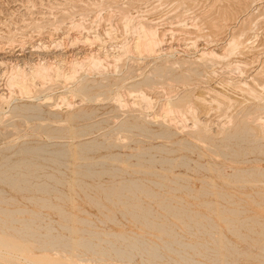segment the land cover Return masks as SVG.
Here are the masks:
<instances>
[{
	"label": "rangeland",
	"instance_id": "374dc122",
	"mask_svg": "<svg viewBox=\"0 0 264 264\" xmlns=\"http://www.w3.org/2000/svg\"><path fill=\"white\" fill-rule=\"evenodd\" d=\"M111 1L112 0H93V3H92V0H82V1L81 0L80 1L79 0H66V1L65 0H0V59L4 60V61L1 60L3 63L0 61L1 62L0 63V69H2V70H0V89L2 88L1 92L5 94V99L3 100V104H2V101L0 100V102H1L0 103V107H1L0 108V168L1 167L3 168L6 165L9 166V165L16 164L18 162H23V160H26L27 162L34 163L36 165L41 166L39 168L34 167L32 169L35 172L34 174H31L30 172H28L24 168H22L21 170L9 172L7 174L8 176H17L18 174L19 175L20 174L27 175L28 177L26 179L29 181V183L25 184V185L29 189L21 191V190L13 188L7 182H3L0 180V207L10 209V210L24 209L27 212L28 211L29 212L34 211L33 214H39V216H38L39 219H38V217L37 218H35L33 216L31 217L32 214H30V213L25 214V215H16L15 217L20 218V219H25V220L33 219L34 224H32V225L34 226L36 224L33 227V229L36 230V232L38 230V232H37L38 235H41L40 239L37 235L35 237L32 236L35 239L32 238L31 236L28 238H26V236H23V237L21 236L22 238L21 237L19 238V236L12 237V236H10L9 232H8V234H9L8 236L0 235V240L2 239L1 241L5 242V243L8 241L7 244H9V245L12 242L11 245H17L18 247L22 245L20 247V249L25 250L24 254L14 255L15 258H13L14 260L12 263H14V264H41V263L46 264L47 263L48 264L52 261L53 263L57 262L58 264H83L82 262H79V259H84V260H90L91 261V263H89V261L86 263V261H85L84 264L85 263L86 264H116V263L117 264H142V263L148 264L145 262H141L142 259L140 257H137L135 259V261L130 262V263L127 261H125V262L124 261L121 262L120 260L118 261V259H117L118 257L115 256V254L113 253L114 251H112L111 248L107 244H103V245L101 244V247H100L101 249L99 247L98 248L95 247V248H97V250L94 247H93V250H88L87 247L84 248V247L80 246L79 243L82 242V241H80V239H82V238L90 239V237H91V236L89 237L87 232H86V234H84L85 232H82V230H85V231H94V232H97L100 234L99 237L100 236L101 237H100V241L98 239L99 242L97 241L96 238H93L94 241L92 240V242L94 244L102 243V241H105V240L115 242L116 239H114L111 236L109 237L106 235V234H113L114 233V234H122V235H125L126 237H131V235L134 236V234H136L137 236L143 237L144 239L147 238V241H149V243L155 242V243H158L159 245L161 244L160 245L161 247H164L165 242H172V241H174V239L178 235H180V238L178 236L176 238L177 239L176 241H180V243L182 242V244H184V245L185 244H192V245H197L198 247H200L199 245L201 244L200 242H202V241L205 242V243L202 242V244L205 245L206 247H210V244H212L211 247L209 248V251H207V253L213 254V250H217V247H219L217 251H218V253H220L222 255V257H221V259L223 260L222 264L224 263V261H226V263H224V264H242V263L243 264L244 263H246V264H257V263L258 264H264V260H263L264 259V253H261L259 251V244L261 245L262 243L261 242L258 243V241H262L264 243V240H263V237H264V234H263L264 207H262V206L259 207V206H257L256 203L251 202L252 200L261 201V199L264 198V175L263 176H257L256 171H255V169H261V168L264 169V148L257 149L254 151L250 148L251 147L250 145L243 144L241 146V152L238 156H233V155H231L230 152H228L229 153V156H227L228 158L225 156L219 155L220 154L219 150L225 143L220 142L222 140V136L220 135V132L218 133V130H216L215 127H213L216 130L214 133L215 134L214 139H213L214 141H211L209 143L208 142L205 143V141L193 138L189 133L191 129H188L189 127L192 126V122H193V120L188 117L191 114H188V112L186 110H184V111H186L185 114L183 113L184 115L182 113L178 114V112H175V114H174V112L172 114L171 113L169 114L168 113L169 111L167 110L168 107L166 106V104L168 103V101L170 102V100H172L171 102H175V101H178L179 99L181 100V99L187 98V99H189L191 104L186 99L184 105L186 106L187 109H188L187 106L189 104L190 105L193 104L194 106H192V107L197 108L198 113H196V118H199L200 120H204L205 122L207 120H209V122L210 121L214 122L213 125L217 124L218 127H219V125H222L221 123H223V125H225L227 123L226 121L230 120V118H229L230 116L232 118L234 117V120H232V118H231V120L233 122L235 121V118L237 121V122L235 121L236 123H238V120L241 122L244 119V116L247 115L250 111V113L252 112L251 114L255 120L252 119L254 121L252 123V120L250 119L252 117L249 118V115H247V117L245 116V121L248 122V120H250L251 122L249 121L248 127L254 128L255 133L258 136H261L260 134H262V131L259 129V125L257 126V122H258V124L264 123V121L262 122V120H264L263 119L264 118L263 117L264 116V110H263V108H260L264 104V103H262V100L264 101V96H262V95H264V88H263L264 82L261 83L262 79L264 81V77L262 76L263 77L262 78L261 75L258 77V75H256L257 74L256 71H259L262 69V67H264V64H263V62H264L263 58L264 57H262V55L264 56V49H261V48H264L263 47V44H264V34H263L264 33V25H263L264 24V17H262L260 19V21H262V22H260V21L258 22L259 23L258 26L260 25L257 28V29H259L258 32L256 31L257 29H255L254 31H251V33L250 32L248 33V35L246 36L247 38L244 37V39H248V37H250L251 41L249 40L248 44L250 46L252 45L253 47L249 46V47L243 49L245 52L243 50H242V52H240L241 57L239 55V52H237V53L233 52L235 55L230 53L231 56L230 55L229 56L231 58L230 59L231 62L228 61L229 58L227 60L225 59V62L228 64H226L224 62V60L223 61L221 60L220 62L216 60L217 63L219 62V64H216V62L214 61L215 59H212L213 62H210L211 61L210 58L205 57L202 59V57L200 56V51L202 50L203 47L209 48L210 46H212V44H216V42H214V41H217L219 39L222 40L224 37H225L224 39L226 40V38L230 36L229 33H228L229 36L226 35L227 31H226V34L222 33V34L226 35V36L223 35L224 37L222 36V34L219 36L213 37L210 33H209L210 36L207 33V32H210L209 30H207V29H209L208 25L211 22L210 20H212L216 17L214 13L212 14V12L206 11L207 9L209 10V7L207 5H210L213 0H208L209 3L207 0H204L205 3L203 0H200L201 2L199 0L198 1L197 0H161V2H160V0H158V1L157 0L156 1L155 0H139V1L138 0H121V1L120 0H113V2H111ZM182 1L183 2L185 1V3H183ZM191 1H193V2L190 4L189 2H191ZM72 2H73V4H72ZM158 2H160V3H158ZM178 2H180V3L182 2L186 6V8L184 6H182L183 5L182 3H181L182 5H181ZM109 3H110V5H109ZM153 3H154L155 8H153ZM194 3H196V5ZM202 3H204V4L208 3L206 5V8H204L205 5ZM67 4H69V5H67ZM156 4H157V6H156ZM177 4H178V6H177ZM198 4H200V5H198ZM179 5L182 7H180ZM73 6H74V8H73ZM95 6H97V7L95 8ZM162 6L164 7V9ZM199 6H201L200 9L197 8ZM99 7H100V9H99ZM107 7H109V8H107ZM127 7L128 8L130 7V8L128 9ZM144 7H147L151 10L144 8ZM172 8H173V10H172ZM184 8H185V10H184ZM190 8H192V9H190ZM109 9H111V10H109ZM158 9H160L161 11ZM254 9H256V7ZM144 10H145V12L146 11L148 13L151 12L152 14H148L146 12V14H147L146 15V14H144ZM175 10H177V11H175ZM187 10H189L190 12ZM193 10H195V11H193ZM111 11H112V13H111ZM141 11H143V12H141ZM174 11H175V14H174ZM186 11H187V15H185ZM113 12H115L114 13L115 17L113 15ZM100 13H101V15H100ZM108 13L110 15H108ZM129 13H130V15H129ZM204 13H206V14H204ZM95 15H97V16H95ZM183 15H185L186 17ZM206 15H208V17ZM210 15H214L215 17L212 16L213 17L212 18ZM146 16L149 18H147ZM187 16H188V18H187ZM202 16H203V18L207 17V20L209 19L208 20L209 23L207 22L206 19L203 20ZM141 17H143V18H141ZM151 17H152L153 21L151 20ZM199 17L202 18L201 19L202 21L198 20ZM232 17L233 16H231L229 18V21H228L229 23L231 22L230 24H232V22L234 21ZM110 18L111 19L113 18V19L110 21ZM145 18H147V19H145ZM171 18L174 19L175 21L174 20L169 21V20H171ZM133 19H134V22H133ZM176 19H178L179 21ZM108 20H109V23H108ZM158 20H160V21L162 20L161 21L162 23ZM196 20L198 22H196ZM90 21H91V23H90ZM155 21H158L159 23H157ZM71 22L72 23L74 22L73 23L74 25L72 24V26H71L70 25ZM87 22H89L90 24H86ZM145 22H146V24H145ZM152 22H153V25L151 24ZM201 22H203V26L202 25L200 26ZM95 23H96V25H95ZM177 23L179 25H177ZM193 23L194 24L196 23L195 25H197V26L199 25L198 28H197V26L193 27ZM261 23H263L262 24L263 27H261L262 26ZM140 24L141 25L142 24L143 25H147V24L150 25L151 24L150 26L154 28V30L157 32V34L159 33L158 35H161L159 37L161 39H163L162 45H164V47L166 49H169V50L168 51L165 50V48L162 46L164 51L160 54H159V52H161V51H157L158 52L157 54H159V55H157V54L155 55V53H153V55H152V53L146 55L147 52L144 51L143 52V54L145 53L144 56H143L142 52L141 53H134L133 52L134 55L131 53L132 51L129 52L128 47H130V45L132 46L134 44V42L138 39V36L141 35L140 29H138L140 27ZM157 24H159V25H157ZM174 25H176V27ZM180 25H182V26H180ZM189 25L192 27H190ZM204 25L205 26L207 25L208 27H204ZM61 26H63V27H61ZM75 26L78 28H75ZM124 26H126V27H124ZM184 26L186 29H184ZM54 27L57 29H55ZM127 27L130 29H128ZM132 27H133V31L131 30ZM202 27L204 29H202ZM105 28H109V29H105ZM188 28H189V30H188ZM78 29H80V30H78ZM112 29H114V30H112ZM200 29H202L201 32H199ZM203 30H205L207 34L203 33L202 35H200L203 32ZM109 31H111L113 34L110 33ZM135 32H136V35H135ZM166 32L167 33L169 32V33L167 34ZM176 32H177V34H175ZM187 32H189V34ZM191 32L193 33V35ZM194 32L195 33L197 32L196 33L197 35ZM114 33H115V35H114ZM184 33H186V34L184 35ZM204 34L206 35V37L204 36ZM249 34H251V35L253 34L254 36L253 35L251 36ZM194 35H195V37H194ZM198 35H200V38H201L200 42H199V36ZM207 35H208V37L211 38L209 41H208ZM115 36H117V37H115ZM162 36H164V37H162ZM173 36H175V37H173ZM192 36H193V38H192ZM196 36L198 37V40L196 39L197 38ZM11 37H13V38L11 39ZM111 37L115 40L113 41V39ZM171 37L173 40L171 39ZM217 37L219 39H217ZM254 37L256 38V40ZM87 38L90 39L91 41L90 42L86 41ZM164 38H165V40H164ZM179 38H181V39L178 40ZM194 38H195V40H194ZM214 38H215V40H214ZM261 38H262V40H261ZM21 39H23L22 43L18 42V40L21 41ZM204 39L210 43H208L207 41L204 42ZM11 40H12V42H10ZM59 40L60 41L62 40V41L60 42ZM120 40H121V42H120ZM196 40L198 41V43L195 42ZM201 40H203V41H201ZM212 40H214V41L212 42ZM54 41H55V43H54ZM57 41L60 45H58ZM172 41H173V43H172ZM190 41L193 43L194 42L197 43L196 46H195V43L193 44ZM117 42L118 43L120 42V43L118 44ZM179 42H180V44H179ZM183 42H185V43H183ZM252 42H253V44H252ZM260 42H261V44H260ZM11 43H14V44H11ZM23 43H25V44H23ZM39 43H41V44H39ZM72 43H73V46H72ZM74 43H75V45H74ZM92 43H94V44H92ZM202 43L204 44V46ZM207 43L209 44V47H208ZM254 43H255V46H254ZM201 44H202V46H201ZM21 45H25V47H22ZM40 45H41V47H40ZM125 45L127 46L128 49H126ZM21 47H22V49H21ZM122 47H124V48H122ZM170 47H172V48L170 49ZM258 47H259V49H258ZM4 48H5V50H4ZM9 48H10V51H9ZM256 48H257V50L255 51ZM36 49H38V50H36ZM112 49H114V50H112ZM125 49L128 51H126ZM21 50L25 53L24 57H22V56L18 57L20 52H21V54H23V52ZM219 50H217V52ZM249 50H251V52ZM117 51L120 53H118ZM165 51H166V53H165ZM6 52H7V54H6ZM12 52H14V54ZM185 52H187V53H185ZM248 52H250V53H248ZM260 52L262 55L260 54L258 56V54ZM123 53L126 55H124ZM10 54H11V56H10ZM140 54L142 55V58H141ZM249 54L250 55L254 54V55H252L253 57L252 56L250 57ZM7 55H9V56H7ZM50 55H51V57H50ZM148 55L151 57H149ZM243 55H245L244 56L245 58L243 57ZM255 55L257 57L254 60L253 58H255ZM31 56H33V57H31ZM198 57H200V58H198ZM11 58H12V60H11ZM15 58L18 60L19 59H25L26 62L24 61V64L21 63L20 65H21V69L24 68L26 70V72L29 71L30 68H33V66H34L33 64H36V62H37V64L34 67H36L37 65L45 64V63L48 65H51V66L54 65V67H56L57 64H59L62 67L64 66L63 69L65 71L63 70V73L68 72L66 74L68 76L63 74V75H65V78H67V77L68 78L65 81V78L62 75L61 76L62 78H58L59 80L57 79V77H53L50 80L45 79V80H43V82H41L40 80H42V79H40V80H37V83H36L38 85V86L36 85L38 88H36V86L35 87L33 86L34 87L33 90L36 89L35 92H37V93L33 92L31 94V96L30 95H24L23 93L20 94L21 93L19 91L20 89H18L17 86L16 87L15 86L10 87L12 89L11 90L6 85L7 80H8V74L13 75L15 72L13 71L14 72L13 73L12 70H16L17 68H19V67H17V68L15 67L16 64L13 62V59L16 60ZM114 58H115V60H114ZM246 58L248 61L250 60V62L245 60ZM98 59H99V61H98ZM197 59H199V60H197ZM200 59H202L203 61ZM207 59H210V60H207ZM252 59H253V61H252ZM184 60H185V62H183ZM186 60H189L190 62L189 61L186 62ZM205 60L210 63V64L207 63V65H209L208 69L206 66L204 67V64L206 65V63H204ZM85 61H86V63H85ZM193 61H195V62H193ZM242 61L244 62V64H247V62H248V64L246 65L248 69L246 68V66L244 64L239 63ZM51 62H54L55 64H53ZM88 62H89V64H88ZM198 62H199V65H198ZM200 62L202 63L201 65H200ZM222 62H223V64H222ZM232 62L233 63L235 62L233 65H237V63L239 65L241 64V67H243V65H244L246 70L244 67L238 68L239 70H237L235 67H234L235 69H233V67L229 66ZM105 63H106V65H105ZM114 63L116 64L115 65L116 67L114 66ZM186 63H192V64H190V65L188 64V66H187ZM211 63H213V64H211ZM24 65L26 68L24 67ZM72 65H74V66L72 67ZM82 65H84V66H82ZM108 65H112L113 67L110 66V68H109ZM77 66L79 67V69L77 68ZM158 66L163 67V68L166 67L165 68L166 69V77H165L166 79L163 78V81H162V78L160 79L158 76H156L155 72H157ZM170 66L173 67L174 69L170 68ZM210 66H211V68H210ZM218 66H221V68ZM227 66H228V68L226 69ZM103 67L105 68V70L103 69ZM229 67L232 70H234V71L237 70V71L236 72L230 71ZM27 68H29V70H27ZM190 68H191V70H189ZM192 68H194V69H192ZM73 69H75V70L73 71ZM97 69H98V71H101V72H99L100 74L98 72L95 73ZM106 69H108V70H106ZM169 69H171V70H169ZM10 70H11V72H10ZM216 70H217V72H216ZM5 71H9L8 74H6L7 72H5ZM242 71H243V73H242ZM2 72H5L6 76ZM80 72H82V73H80ZM192 72L193 73L195 72V75H193ZM213 72H216L214 74H216L217 76H215V75L213 76ZM223 72H225V73H223ZM151 73H152V75H151ZM183 73H184V76L182 75ZM203 73L205 75H202ZM239 73H241L240 74L241 76H243V74H245L244 76L246 78L248 77L249 80L246 79L244 76L241 77L239 75ZM2 74H4V75H2ZM187 74L189 76H186ZM199 74H201L202 76ZM72 75H74V76L76 75L78 77H76V76L73 77ZM179 75L182 76L181 79L175 80L174 78H176ZM254 76L257 79L260 77L262 79L257 80L256 78H254ZM167 77H168V79H167ZM172 77H173V79H172ZM183 77H185V79H187V80L183 79ZM54 78H55V81H57V82L59 81L58 83L60 85L57 82L56 83L54 82V80H53ZM231 78H233V79H231ZM60 79H62V80H60ZM75 79H76V81H75ZM149 79H151L150 80L151 82H149ZM46 80H47V83H46ZM73 80L75 82H73ZM154 80H156L157 83ZM225 80H229V81L225 82ZM242 80L245 81V87L248 86L247 88H245V90L243 88L244 83ZM38 81H40V82L38 83ZM64 81H65V83H64ZM223 81H224V84H223ZM249 81H250V83L257 82V85H255L254 83L249 84ZM84 82L85 83L87 82L88 84H90V86L97 85V83L99 85L100 84L103 85V87L95 88L94 90H90L89 92L94 93V94H98V93L103 92L104 94L101 96L97 95V96H95L96 98L92 97L90 99L85 97V95L83 93H80L77 90L78 85L85 84ZM188 82H190V83H188ZM237 82L239 84L241 82L242 85L236 87V85L234 83L239 85ZM44 83H46V84H44ZM139 83L140 84L142 83L140 85L141 90H143L142 92L145 94V96H147L146 97L147 100L152 101V102L150 101V104L145 99L147 101V104H146V101L142 97L141 98H142V101L144 100V103L141 100L137 101V99H140V97H138L137 93L136 94L133 93L132 89L135 87V85L138 86ZM227 83L228 84L232 83L233 89H232V87H230L231 85H228ZM41 84H42V86L45 85L43 87V91H41L42 87L40 88ZM54 84H56V85L58 84V85H57V87L55 86L56 88L53 87L54 89H52V85H54ZM233 84L235 87L233 86ZM261 84L263 87L261 86ZM47 85H49V86H47ZM147 85H149V86H147ZM46 86L50 89V92L47 91L49 89H47ZM131 86L132 87L134 86V87L132 88ZM223 86H225V87H223ZM189 87L190 88L192 87V88L190 89ZM249 87L254 88V89L258 88L257 90L255 89L256 92H258V90H260V94H259V92L254 93V94H256L257 96H258V94H259V96L261 95L262 97L261 96L260 97L262 99L261 98L256 99L257 96L253 95V97H255L254 100L256 99L260 103H258L257 101H252L253 99L251 97H252L253 93H251V96H250V92L248 90V89H250ZM211 88L213 90H210ZM240 88H242V89L240 90ZM134 89H137V88H134ZM159 90H161V91H159ZM243 90L245 91V93H243ZM218 92H220V93H218ZM131 93L133 95H131ZM216 93H218V95L220 97L217 96ZM246 93L247 94L249 93V94L247 95ZM35 94H37L39 97L38 96L36 97ZM243 94H244V96H243ZM8 95H9V98H8ZM32 95L35 96V98H33ZM221 95H223V96H221ZM19 96H21L22 98ZM28 96H30V97H28ZM247 96H250V97L247 98ZM227 97H228V99H227ZM68 98H71V100ZM249 98H250V101H249ZM66 99H68V100H66ZM200 99H203V101ZM229 99L231 101L232 100L237 101V102H235L236 104L234 102L228 103ZM34 100H36V101H34ZM62 100H64L65 102ZM115 100H118V101H115ZM119 100H121V101H119ZM212 100L216 101V102L218 101L217 102L218 104L216 102H213ZM133 101H135V102H133ZM231 101H229V102H231ZM57 102H58V106H56ZM75 102H76V105L74 104ZM138 102L142 105L141 109L145 105H148V104L149 105H148V107L145 106V108H146L145 111H144V109L139 110L138 107L140 108L141 105ZM207 102L209 103V105ZM80 103H82V105ZM203 103H205V104H203ZM61 104H63V105H61ZM68 104L70 105V107ZM125 104L127 105V107L125 106ZM260 104H261V106H260ZM24 105H25V108H24ZM71 105H73V106H71ZM128 105H131L132 108L129 107ZM134 105H136V106L140 105V106L136 107ZM219 105L221 106V108L218 107ZM229 106H231V107H229ZM236 107H238V108L236 109ZM60 108H61V110H60ZM75 108H78V109H75ZM129 108H131V109H129ZM133 108L134 109L136 108L137 110L136 109L134 110ZM231 108H232V111L229 110ZM81 110L83 112L87 111L86 113L88 114V116L84 117V118L81 116L79 118H70L69 116L67 117V115H66L67 113H68V115H69V113L70 114H72V113L77 114ZM160 111H162V112H160ZM217 111H219V112H217ZM255 111L256 112L258 111L257 114ZM143 112H145V113H143ZM163 112H165V113H163ZM239 113L240 114L242 113L241 115H239L240 118H239V116L236 115ZM253 113L255 115H253ZM165 114H166V116L167 115L168 116L166 117ZM176 114H178V115H176ZM223 114H224V117L227 115V117H225V118H229V119H225L223 117ZM141 115H142V117H141ZM181 115H182V117H181ZM185 115H186V117H183ZM256 115H258V116H256ZM131 116L134 119H132ZM147 116H149V117H147ZM208 116H209V118H208ZM259 116H262L263 118L262 117L260 118ZM257 117L260 120L256 119ZM166 118H168V119H166ZM176 118H177V120H176ZM205 118H206V120H205ZM222 118L225 119V120H223V122H222ZM142 119H144V120H142ZM147 119H149V120L155 119V120H153L154 122L151 121L152 123H150V121ZM169 119H171V120H169ZM190 119L192 120V122ZM256 120H259L260 123H259V121L256 122ZM165 121H167V122H165ZM174 121H176V122H174ZM182 121H184V123ZM162 122L164 123V125ZM188 122H191V123H188ZM211 122L209 124H212ZM176 123H178V124L174 125ZM182 123L185 126H186V123H188L187 126H189V127L186 126V129H185L186 132L181 131V129L183 130L185 128V127L183 128L184 125ZM254 123L256 124V127L254 126ZM135 124L142 125L143 128L140 129V128L136 127ZM179 124H181V126L182 125L183 126L181 127V126H179ZM213 125H211V126H213ZM174 127H176V128H174ZM73 128H75L76 130ZM257 128L260 131L257 130ZM71 129H73V130L71 131ZM179 131H181L182 133ZM70 132H72V134H73L72 136H71ZM216 133H218V134H216ZM173 134H175V135H173ZM110 136H112V137H110ZM119 141L120 142L122 141L124 143L122 144V142L120 143ZM79 143L80 144L85 143L89 147H90V145L92 146L90 149H87L84 152V158L83 159L79 158L77 155H73V152H78L76 146ZM113 143L114 144L118 143L117 144L118 146L114 145ZM261 143L264 145V140H262ZM69 148H71V149L74 148V150L72 149L73 151H72V153H70L71 155L69 154V155H66L65 157H63V156L61 157L59 155H53L50 153V152L53 153V152H58V151H63V150H70L71 151V149H69ZM151 148H154V149H151ZM209 148L211 149L210 151H209ZM35 149H40L43 152H41L40 150H37L36 152H31V150L33 151ZM141 149H146V150L151 149V151H146V152H148V154L144 158V160H139V159L134 157V158L129 159V161L127 162L128 164L127 163L126 164L125 163L119 164V163H113L109 159V156L119 154L122 156V160H126V156L139 154ZM238 149H240V148H238ZM212 150H214V151H212ZM260 150H262V151L260 152ZM211 151L213 153H210ZM182 158H184L185 161ZM150 159L154 160L155 162L156 161H158V162L155 164L150 163V162H148ZM167 159L175 160V161H172L170 163H164V164L160 163L161 161H164ZM180 159H182L183 164H182V161ZM184 162H185V164H187V167H184ZM234 162H236V163H234ZM87 164L90 165V169L93 172V174L89 175V174L84 173L86 171ZM129 164H140L144 167H133L132 168L129 166ZM202 166H204V167L202 168ZM216 166H218V167H216ZM114 167H120L122 169V172H119L115 175L108 174V172L109 173L112 172ZM128 167H130V168H128ZM149 167L151 169H147ZM210 167L212 168L211 171L208 170V169H211ZM213 169H221L224 173L226 171L227 174H233V171L235 172L238 169L250 170V174H248V173H246L245 175L242 174L245 177V179L248 181V183H246V184L240 183V185H242V186H240L237 183H235L236 182L235 178H230L229 180H227L229 182V184L227 185L222 180V178L218 176V173L216 171H214ZM3 170H5V168H3ZM134 170H139V172H134ZM76 172H81V174L78 175V174H76ZM144 172H159V175H154V174L149 175V174H145ZM174 176H181L182 178H184V180H175ZM77 179L82 181L83 185L77 183L76 182ZM130 180H141V181H143L145 184L143 190L151 191L159 197V199H157L156 201H153V198H149L146 195L137 193L138 197L143 199L144 202L146 203V204L144 203V205L146 206L145 208H147V205L148 206L151 205V207H153V209L151 207L150 208L153 211L158 212V213H156L157 215L160 214L163 216V217L160 215H158L159 217L155 216L156 217L155 221L156 220L158 221L157 218H161V220L159 219L160 221H158V222H162V224L165 226L164 228H165V231L167 233L164 231L159 232V230H155L154 228H152L150 226L143 225L142 220H141V223L138 224L137 223L138 221H136V219L134 220L133 217H131V214L129 215V212L131 211L130 208L126 209L123 205H120V204L115 205L108 200L109 194L111 193L109 189H111L113 187V185L119 186L122 181H130ZM148 180L158 182L160 185H158V186L153 185V184L147 182ZM171 181H175V182H171ZM203 181H206V183H204ZM214 181L217 184L216 188L211 187V185L209 183V182H214ZM127 184H129V183H127ZM186 186H189L190 188H186ZM203 189L208 190L209 193H213V194L216 192H222V193H227L231 196L237 195V196H234L235 201H239V200L246 201L247 203L241 202L239 206H234V208L228 207L229 205H226V206L228 207L227 209H234V210L237 209L238 211H241L244 209L243 211H241L242 212L241 215H239V216L237 215L238 216L237 218L239 219V221H244L243 217H245V219L250 218V220L252 219V221H251L252 223L249 220L247 225H245V226L236 225V229H234V228L233 229L235 231L237 230L238 232H235V231L231 232V230H230L231 226L225 224L226 223L225 219L230 218V217L232 219V217L234 215L229 213L228 210H226L227 213H226V211L224 212V209H222V208H218L219 210L217 208H214L216 210H211V208H208V207L206 208L205 206H201L203 201H217V202L222 203V201L218 199L217 195H210L209 194L206 196H202V194L204 192ZM165 198L166 199H173V206H175V208L176 207L179 208L178 210L181 213L183 212V210H182L183 208L184 209H185V207L187 208L185 210H187L190 214L189 213H188L189 215L186 214L185 212H187V211L183 212V214L184 215L186 214V216H187V217L185 216V220H184L183 214L181 215L180 212L179 213L177 212V213L180 214L181 218L177 217L179 215L175 216L174 218L172 217V215L173 214L175 215L176 211H178V210H176L174 208H173V210H171L172 207H170V208L168 207L169 209L166 210L160 206L161 204H159V202L164 200ZM252 198H255V199H252ZM40 199H46L47 201H49V204L51 205L52 208L43 207L42 206L43 204L40 201ZM4 200L6 201V203L1 202ZM174 200H177V201L174 202ZM99 203L103 204V206L102 205L100 207H99V205L97 206V204H99ZM191 205H193V206H191ZM54 206H58L60 208H57V209L54 208L53 209ZM183 206H185V207H183ZM189 208H191V210ZM238 208L239 209L241 208V209L239 210ZM59 209H61L62 211H66V213L72 214L73 218H71L67 221L64 220L62 218V216H64V215L60 214L61 210H59ZM129 209H130V211H128ZM220 209H221V211H220ZM217 210H218V212H217L218 214L216 215ZM191 211L193 213L196 212L195 213L196 216H195V214L191 215L192 214ZM210 211L213 213H211ZM223 213L224 214L226 213V214L224 215ZM156 214L154 213V215H156ZM198 214H201V215H198ZM212 214H214V216ZM221 214H222V217H224L225 219L224 218L222 219L219 217V216H221ZM22 216H23V218H22ZM189 216H191L192 218L190 219ZM194 216L197 217L198 219H195ZM203 216H205V217L208 216L207 218H209V216H211L210 218L214 222H211V223L208 222L209 219L207 221V219L206 218L204 219ZM216 216L219 217L220 219H218ZM162 218H164V219H162ZM186 218L191 222H189ZM40 219H41L40 222L42 224H40V222H37ZM180 219H182V220L180 221ZM234 219H236V218H234ZM81 220H87V221L90 220L89 221L90 223L88 222L89 224H87V223L84 224ZM192 220H194L193 223L195 221H197V222H195L196 225L198 224L197 228H196L195 224L192 223ZM168 221H170V222L168 223ZM185 221L187 223V224L185 223L186 226L184 225ZM253 221H258L259 223H263V225L254 224L255 225V227H254ZM189 223L191 225L193 224L192 228H194V231L186 228V227L191 228V225ZM206 223H207V227H206ZM224 224L228 227H225ZM250 224H251V227H250ZM40 225H41V227H40ZM199 225L201 227H198ZM16 226L21 227L19 224H17ZM37 226L41 228L42 232L39 231L40 228L36 229ZM46 226H48V227H46ZM64 226L71 228V230H69V229L65 230V228H62ZM175 226H178L179 228L175 227ZM208 226H210V227H208ZM218 227H219V229H218ZM48 228H51V229L53 228L51 231V234L53 235V237L55 236L54 238H58V239H52V237H50L51 242L54 241V243H57L59 241L60 243L59 242L58 243L60 245L62 244L61 246L64 247V245H65V249L67 247H71L72 249L67 248L65 250L64 248L60 249L59 247H55L56 249H59V250L58 251L55 249L53 250V246L50 245V243H51L50 239L47 238V239H49V240H47V239H45L46 237L45 238L42 237L46 234V232H47L46 230H48ZM201 228L203 229L202 231H200ZM208 228L209 229L211 228V229H213V231H216V232L213 233V231L211 229L209 230ZM220 228H221V230H220ZM197 229H200V230H197ZM205 229H207V230H205ZM53 230H54V232H53ZM174 230L176 231V234L174 233V235L176 237L174 235L172 237H170L168 235V233L170 231H174ZM195 230H197V232ZM247 230L249 232H247ZM252 230L254 232H252ZM55 231L58 232L59 235H58V233H55ZM180 231H182V232L184 231V232L181 233ZM186 231H187V233H186ZM200 232L205 236V237L204 236L201 237L202 241L200 240L201 238L199 237V236H201ZM207 232H211L214 236H212V234L207 233ZM244 232H246V236H245ZM194 233L198 236H194L195 235ZM259 233H260V235H259ZM223 234H224L225 239H226V240H223L225 242V243L223 242L224 244H226V241H227L235 249H237L238 247H240V249H237L236 252L233 250L230 252L229 250H225V249H224V251H225L224 252L222 249H220L221 246H219V245L222 242L220 244H218L217 243L218 240H216V239H219V238H216V237H220V235H221V237L224 238ZM167 235L169 237H167ZM206 235L208 236V238ZM59 236H61V239H63V241L59 238ZM63 236L65 238H63ZM192 236H194V237H192ZM209 236L211 238H209ZM233 236H235V238ZM254 236L257 238H254ZM6 237L7 238L10 237V238L7 239ZM24 237L27 240L26 239L21 240ZM173 237H175V238H173ZM11 238H12V240H11ZM13 238L15 239V241L13 240ZM68 238L71 240H69ZM159 238H162V240H160ZM170 238H172L173 240ZM195 238H197V239H195ZM212 238H213V240H212ZM184 239H187L188 241L187 240L184 241ZM210 239L212 241H209ZM241 239H242V241H241ZM249 239L252 241H250ZM39 240L41 241L40 244H39V242H40ZM65 240H68V241H65ZM196 240H198V241L200 240V241L198 242ZM44 241H46V242H44ZM64 241H65V243H62ZM190 241H192V243ZM213 241H215V242H213ZM254 241H256V242H254ZM13 242H17V243L14 244ZM44 243L48 246L43 245ZM68 243H69V245H68ZM223 243H222V245H223ZM251 243H253L254 245ZM119 244H121V243H119ZM23 245H25V246L23 247ZM55 245L59 246L58 244H55ZM79 246L81 247V249L78 248ZM43 248H44V250L46 249L47 252L41 251V250H43ZM174 248L177 250H181V249H179V245H177V243H176V247H175V243H174ZM180 248H182V247H180ZM94 249L96 252L94 251ZM255 249H256V251H255ZM99 250H103V251H99ZM199 250L202 252L205 251L204 249H199ZM210 250H212V251H210ZM246 250H247V253H249V254L244 252ZM14 251L15 250L12 247L7 248V249H3V252H7V253H13ZM55 251H56V253H55ZM88 251H90V253H88ZM168 252L169 251H167V250L161 251V253L165 256V260L163 261V263L162 262H160V263H162V264H176L174 262L168 261L169 257L176 259L178 261H181V260H179L180 259L179 256L175 255L174 252H170V253H168ZM191 252L192 251L188 250L187 252H183V253L181 252V254L185 255L186 253H189L190 255L194 256L195 252L194 253L192 252L193 254ZM232 252H234L235 254H233ZM57 253L59 255H56ZM94 253H96V254L94 255ZM78 254H79V257L81 256L80 258L76 257ZM101 254H103L104 256ZM168 254H170V255H168ZM254 254L257 256H255ZM74 255H76V256H74ZM173 255H174V257H173ZM41 256H45V257L41 259V258H39ZM58 256H62V258L58 257ZM224 256H225V258H224ZM8 258H10V257H8ZM145 258H148V257H145ZM226 258H228V259H226ZM231 258H232V260H231ZM194 259L195 260L198 259V261L204 262V264H209V262L211 264H215L213 262L216 259V256H209V257H203V258L199 257V256H197V257L195 256ZM44 260L45 261L47 260V262H45ZM99 260H101V261H99ZM104 260H105V262H104ZM204 260H206V261H204ZM0 261L2 262L1 259H0ZM4 264H9V263L4 262ZM181 264H184V262H181Z\"/></svg>",
	"mask_w": 264,
	"mask_h": 264
},
{
	"label": "bare ground",
	"instance_id": "6f19581e",
	"mask_svg": "<svg viewBox=\"0 0 264 264\" xmlns=\"http://www.w3.org/2000/svg\"><path fill=\"white\" fill-rule=\"evenodd\" d=\"M66 1V0H65ZM80 1V0H79ZM82 1V0H81ZM121 1V0H120ZM139 1V0H138ZM156 1V0H155ZM158 1V0H157ZM198 1V0H197ZM200 1V0H199ZM204 1V0H203ZM202 1V2H203ZM208 1V0H207ZM111 2H113V0L111 1ZM133 2V1H132ZM151 2V1H150ZM149 2V3H150ZM160 2H161V0H160ZM160 2H158V3H160ZM163 2V1H162ZM174 2V1H173ZM183 2V1H182ZM181 2V3H182ZM188 2V1H187ZM193 1H191V2H189L190 4L192 3ZM201 2V1H200ZM199 2V3H200ZM211 2V1H210ZM68 3V2H67ZM76 3V2H75ZM78 3V2H77ZM81 3V2H80ZM92 3H93V0H92ZM97 3V2H96ZM95 3V4H96ZM100 3V2H99ZM155 3V2H154ZM154 3H153V8H155L154 7ZM179 4H181L180 2H178ZM183 3H185V1L183 2ZM182 3V4H183ZM204 3H205V1H204ZM204 3H202V4H204ZM208 3H209V1H208ZM207 3V4H208ZM72 4H73V2H72ZM121 4V3H120ZM164 4V3H163ZM166 4V3H165ZM168 4V3H167ZM181 4V5H182ZM187 4V3H186ZM195 5H196V3H194ZM201 4V3H200ZM200 4H198V5H200ZM207 4H204L203 6H204V8H206V5ZM264 0H213L212 1V3L210 4V5H207L208 7H209V10L207 9L206 11H208V12H212V14L214 13L215 14V16L214 15H210L211 17L212 16H214L215 18L214 19H212V20H210L211 22H210V24L208 25L207 23V25L209 26H205L204 25V27H208L209 29H207V30H209L210 32H207L208 33V35H209V33L213 36V37H216V36H219V35H221L222 33H225L226 34V31H227V34L226 35H228V33H229V37H227L226 38V40L224 39L225 37L224 36H226V35H224V34H222V36L224 37L222 40H220L218 37H217V39H219V40H217V41H214L215 40V38H214V40H212V42L214 41V42H216V44H212V46H210L209 47V44L208 43H210V42H208L211 38L210 37H208V35H207V38H208V41L207 40H205L204 39V42L205 41H207L208 43V47L209 48H202L201 46H202V44H201V48H202V50L200 51V56L202 57V59L203 58H210L211 59V61L210 62H213L212 61V59H215L214 61L216 62V64H219V62L222 60H224V62H225V59L227 60L228 58V61H230V53L231 54H233V55H235L234 53L236 52H239V55H240V52H242V50L243 49H245V48H247V47H249L250 45L248 44V42H249V40H250V37H248V39H244V37H246L247 35H248V33L250 32L251 33V31H254L255 29H257L259 26H258V22L260 21V19L262 18V17H264ZM67 5H69V4H67ZM86 5V4H85ZM94 5V4H93ZM101 5V4H100ZM104 5V4H103ZM109 5H110V3H109ZM108 5V6H109ZM161 5V4H160ZM175 5V4H174ZM194 5V6H195ZM133 6V5H132ZM147 6V5H146ZM152 6V5H151ZM156 6H157V4H156ZM166 6V5H165ZM173 6V5H172ZM171 6V7H172ZM177 6H178V4H177ZM180 6V5H179ZM182 6H184L185 8H186V6L183 4ZM182 6H180V7H182ZM76 7V6H75ZM87 7V6H86ZM97 6H95V8H96ZM148 7V6H147ZM147 7H144V8H147ZM163 7V6H162ZM207 7V8H208ZM256 7V9H254V8ZM73 8H74V6H73ZM107 8H109V7H107ZM128 8V7H127ZM130 8V7H129ZM128 8V9H129ZM151 8V7H150ZM166 8V7H165ZM170 8V7H169ZM185 8H184V10H185ZM196 8V7H195ZM198 9H200L201 8V6H199V7H197ZM196 8V9H197ZM86 9V8H85ZM99 9H100V7H99ZM103 9V8H102ZM113 9V8H112ZM143 9V8H142ZM147 9H149V8H147ZM146 9V10H147ZM163 9H164V7H163ZM180 9V8H179ZM190 9H192V8H190ZM197 9V10H198ZM108 10V9H107ZM109 10H111V9H109ZM119 10V9H118ZM123 10V9H122ZM149 10H151V9H149ZM156 10V9H155ZM158 10H160V9H158ZM172 10H173V8H172ZM171 10V11H172ZM181 10V9H180ZM204 10V9H203ZM68 11V10H67ZM106 11V10H105ZM113 11V10H112ZM112 11H111V13H112ZM121 11V10H120ZM161 11V10H160ZM166 11V10H165ZM175 11H177V10H175ZM175 11H174V14H175ZM187 11H189V10H187ZM187 11H186V14L185 15H187ZM193 11H195V10H193ZM101 12V11H100ZM137 12V11H136ZM141 12H143V11H141ZM147 12V11H146ZM146 12H145V10H144V14H146ZM159 12V11H158ZM157 12V13H158ZM183 12V11H182ZM185 12V11H184ZM190 12V11H189ZM199 12V11H198ZM205 12V11H204ZM207 12V13H208ZM114 13L115 12H113V15H114ZM148 13V12H147ZM155 13V12H154ZM178 13V12H177ZM194 13V12H193ZM86 14V13H85ZM91 14V13H90ZM107 14V13H106ZM121 14V13H120ZM142 14V13H141ZM148 14H152L151 12L150 13H148ZM168 14V13H167ZM189 14V13H188ZM204 14H206V13H204ZM210 14V13H209ZM208 14V15H209ZM94 15V14H93ZM100 15H101V13H100ZM108 15H110L109 13H108ZM123 15V14H122ZM126 15V14H125ZM129 15H130V13H129ZM143 15V14H142ZM141 15V16H142ZM147 15V14H146ZM170 15V14H169ZM185 15H183V16H185ZM190 15V14H189ZM208 15H206L207 17H208ZM51 16V15H50ZM95 16H97V15H95ZM152 16V15H151ZM158 16V15H157ZM168 16V15H167ZM200 16V15H199ZM231 16H233L232 18H233V22H232V24H230L228 21H229V18L231 17ZM87 17V16H86ZM105 17V16H104ZM114 17H115V15H114ZM128 17V16H127ZM130 17V16H129ZM135 17V16H134ZM147 17V16H146ZM163 17V16H162ZM186 17V16H185ZM207 17L205 18H203V16H202V18H203V20L204 19H206L207 20ZM55 18V17H54ZM73 18V17H72ZM81 18V17H80ZM100 18V17H99ZM103 18V17H102ZM119 18V17H118ZM132 18V17H131ZM141 18H143V17H141ZM147 18H149V17H147ZM147 18H145V19H147ZM158 18V17H157ZM164 18V17H163ZM184 18V17H183ZM182 18V19H183ZM187 18H188V16H187ZM192 18V17H191ZM200 18V19H199ZM198 18V20H201L202 18L201 17H199ZM86 19V18H85ZM91 19V18H90ZM101 19V18H100ZM113 19V18H112ZM111 18H110V21L112 20ZM138 19V18H137ZM168 19V18H167ZM193 19V18H192ZM41 20V19H40ZM77 20V19H76ZM87 20V19H86ZM95 20V19H94ZM93 20V21H94ZM128 20V19H127ZM130 20V19H129ZM141 20V19H140ZM139 20V21H140ZM143 20V19H142ZM151 20H152V17H151ZM172 20H174V19H172L171 18V20H169V21H172ZM176 20H178V19H176ZM190 20V19H189ZM209 20V19H208ZM208 20H207V22H208ZM47 21V20H46ZM88 21V20H87ZM103 21V20H102ZM101 21V22H102ZM137 21V20H136ZM153 21V20H152ZM158 21H160V20H158ZM158 21H155V22H157V23H159ZM162 21V20H161ZM160 21V22H161ZM175 21V20H174ZM179 21V20H178ZM182 21V20H181ZM202 21V20H201ZM81 22V21H80ZM85 22V21H84ZM128 22V21H127ZM126 22V23H127ZM133 22H134V19H133ZM132 22V23H133ZM191 22V21H190ZM196 22H198L197 20H196ZM200 22V21H199ZM260 22H262V21H260ZM41 23V22H40ZM67 23V22H66ZM74 23V22H73ZM72 22H71V26H72V24H73ZM90 23H91V21H90ZM89 22H87L86 24H90ZM107 23V22H106ZM108 23H109V20H108ZM130 23V22H129ZM131 23V24H132ZM148 23V22H147ZM162 23V22H161ZM169 23V22H168ZM167 23V24H168ZM172 23V22H171ZM179 23V22H178ZM177 23V25H179ZM202 23V24H201ZM200 23V26L202 25L203 26V22H201ZM205 23V22H204ZM209 23V22H208ZM230 25H229V24ZM39 24V23H38ZM46 24V23H45ZM82 24V23H81ZM94 24V23H93ZM113 24V23H112ZM136 24V23H135ZM139 24V23H138ZM144 24V23H143ZM141 25L140 24V27L138 28V29H140V36H138V39L134 42V44L131 46L130 45V47H128L129 48V52L130 51H132L131 53L133 54V52L134 53H141L142 52V54H143V52L144 51H146L147 53H146V55L147 54H150V53H152V55H153V53H155V55L158 53L157 51H161V52H159V54L160 53H162L163 51H164V49L162 48V46L164 47V45H162L163 44V39H161L159 36H161V35H158L157 34V32L154 30V28L153 27H151L150 25L152 24L153 25V22L150 24V25ZM145 24H146V22H145ZM164 24V23H163ZM166 24V23H165ZM191 24V23H190ZM196 24V23H195ZM194 23H193V27L195 26H197V25H195ZM263 23H261V25H262ZM74 25V24H73ZM95 25H96V23H95ZM99 25V24H98ZM127 25V24H126ZM157 25H159V24H157ZM162 25V24H161ZM187 25V24H186ZM264 25V24H263ZM263 25L261 26V27H263ZM36 26V25H35ZM59 26V25H58ZM66 26V25H65ZM77 26V25H76ZM75 26V28H78V27H76ZM87 26V25H86ZM92 26V25H91ZM111 26V25H110ZM129 26V25H128ZM171 26V25H170ZM173 26V25H172ZM175 27H176V25H174ZM180 26H182V25H180ZM190 26V25H189ZM199 26V25H198ZM198 26H197V28H198ZM61 27H63V26H61ZM60 27V28H61ZM80 27V26H79ZM124 27H126V26H124ZM166 27V26H165ZM190 27H192V26H190ZM18 28V27H17ZM55 28V27H54ZM72 28V27H71ZM81 28V27H80ZM83 28V27H82ZM128 28V27H127ZM158 28V27H157ZM160 28V27H159ZM172 28V27H171ZM43 29V28H42ZM55 29H57V28H55ZM90 29V28H89ZM105 29H109V28H105ZM126 29V28H125ZM128 29H130V28H128ZM178 29V28H177ZM184 29H186L185 28V26H184ZM202 29H204L203 27H202ZM202 29H200L199 30V32H201L202 31ZM205 29V30H206ZM261 29V28H260ZM60 30V29H59ZM78 30H80V29H78ZM86 30V29H85ZM101 30V29H100ZM112 30H114V29H112ZM132 31H133V27H132V29H131ZM135 30V29H134ZM166 30V29H165ZM188 30H189V28H188ZM205 30H203V32L200 34V35H202L203 33H205V34H207L206 33V31ZM258 30L259 29H257L256 31L258 32ZM25 31V30H24ZM92 31V30H91ZM107 31V30H106ZM125 31V30H124ZM138 31V30H137ZM205 31V32H204ZM229 31V32H228ZM261 31V30H260ZM35 32V31H34ZM71 32V31H70ZM85 32V31H84ZM110 33H112L111 31H109ZM171 32V31H170ZM182 32V31H181ZM198 32V31H197ZM196 32V33H197ZM198 32V33H199ZM256 32V33H257ZM80 33V32H79ZM108 33V32H107ZM116 33V32H115ZM115 33H114V35H115ZM162 33V32H161ZM167 33V32H166ZM169 33V32H168ZM167 33V34H168ZM188 34H189V32H187ZM192 33V32H191ZM195 33V32H194ZM195 33V34H196ZM260 33V32H259ZM258 33V34H259ZM113 34V33H112ZM125 34V33H124ZM174 34V33H173ZM175 34H177V32L175 33ZM186 33H184V35H185ZM204 34V36L206 37V35ZM254 34V33H253ZM252 34V35H253ZM264 34V33H263ZM41 35V34H40ZM77 35V34H76ZM98 35V34H97ZM135 35H136V32H135ZM164 35V34H163ZM191 35V34H190ZM192 35H193V33H192ZM197 35V34H196ZM200 35H198L199 36V42H200ZM249 35H251V34H249ZM251 35V36H252ZM255 35V34H254ZM253 35V36H254ZM108 36V35H107ZM110 36V35H109ZM187 36V35H186ZM210 36V35H209ZM221 36V37H222ZM257 36V35H256ZM16 37V36H15ZM14 37V38H15ZM94 37V36H93ZM113 37V36H112ZM111 37V38H112ZM115 37H117V36H115ZM162 37H164V36H162ZM170 37V36H169ZM173 37H175V36H173ZM194 37H195V35H194ZM197 37V36H196ZM204 37V38H205ZM212 37V38H213ZM13 37H11V39H12ZM18 38V37H17ZM98 38V37H97ZM183 38V37H182ZM192 38H193V36H192ZM206 38V39H207ZM247 38V37H246ZM255 38V37H254ZM253 38V39H254ZM260 38V37H259ZM2 39V38H1ZM6 39V38H5ZM107 39V38H106ZM113 39V38H112ZM117 39V38H116ZM134 39V38H133ZM132 39V40H133ZM167 39V38H166ZM171 39H172V37H171ZM181 38H179L178 40H180ZM191 39V38H190ZM197 40H198V37L196 38ZM17 40V39H16ZM20 40V39H19ZM18 40V42H21L22 43V41H23V39H21V41H19ZM110 40V39H109ZM115 39H113V41H114ZM164 40H165V38H164ZM173 40V39H172ZM175 40V39H174ZM184 40V39H183ZM194 40H195V38H194ZM193 40V41H194ZM195 41V42H197L198 43V41ZM255 40H256V38H255ZM259 40V39H258ZM261 40H262V38H261ZM2 41V40H1ZM26 41V40H25ZM60 41V40H59ZM62 41V40H61ZM60 41V42H61ZM86 41H91L90 39H86ZM117 41V40H116ZM167 41V40H166ZM192 41V40H191ZM190 41V42H191ZM201 41H203V40H201ZM251 41V40H250ZM10 42H12V40L10 41ZM96 42V41H95ZM99 42V41H98ZM111 42V41H110ZM120 42H121V40H120ZM119 42V43H120ZM126 42V41H125ZM165 42V41H164ZM171 42V41H170ZM189 42V43H190ZM194 42V43H195ZM257 42V41H256ZM54 43H55V41H54ZM57 43H58V41H57ZM118 43V42H117ZM118 43V44H119ZM172 43H173V41H172ZM183 43H185V42H183ZM188 43V42H187ZM191 43H193V42H191ZM193 43V44H194ZM197 43H195V46H196V44ZM251 43V42H250ZM11 44H14V43H11ZM23 44H25V43H23ZM39 44H41V43H39ZM63 44V43H62ZM89 44V43H88ZM92 44H94V43H92ZM109 44V43H108ZM178 44V43H177ZM179 44H180V42H179ZM206 44V43H205ZM252 44H253V42H252ZM257 44V43H256ZM260 44H261V42H260ZM263 44V43H262ZM7 45V44H6ZM58 45H60L59 43H58ZM74 45H75V43H74ZM90 45V44H89ZM105 45V44H104ZM168 45V44H167ZM259 45V44H258ZM257 45V46H258ZM22 47H25V45H21ZM43 46V45H42ZM55 46V45H54ZM72 46H73V43H72ZM71 46V47H72ZM92 46V45H91ZM126 46V45H125ZM203 46H204V44H203ZM254 46H255V43H254ZM261 46V45H260ZM259 46V47H260ZM7 47V46H6ZM17 47V46H16ZM22 47H21V49H22ZM27 47V46H26ZM38 47V46H37ZM40 47H41V45H40ZM39 47V48H40ZM56 47V46H55ZM69 47V46H68ZM187 47V46H186ZM190 47V46H189ZM214 47V48H213ZM250 47H253L252 45L250 46ZM259 47H258V49H259ZM263 47H264V44H263ZM13 48V47H12ZM36 48V47H35ZM38 48V49H39ZM122 48H124V47H122ZM127 48V46H126V49H128ZM165 48V47H164ZM172 47H170V49H171ZM261 48V47H260ZM17 49V48H16ZM24 49V48H23ZM31 49V48H30ZM38 49H36V50H38ZM125 49V50H126ZM193 49V48H192ZM220 49V50H219ZM261 49H264V48H261ZM4 50H5V48H4ZM14 50V49H13ZM25 50V49H24ZM99 50V49H98ZM111 50V49H110ZM112 50H114V49H112ZM120 50V49H119ZM124 50V51H125ZM165 50H169V49H166L165 48ZM217 50H219L218 52H217ZM248 50V49H247ZM253 50V49H252ZM257 50V48L255 49V51ZM9 51H10V48H9ZM8 51V52H9ZM22 51V50H21ZM126 51H128V50H126ZM171 51V50H170ZM175 51V50H174ZM198 51V50H197ZM244 51V50H243ZM250 52H251V50H249ZM260 51V50H259ZM23 52V51H22ZM40 52V51H39ZM38 52V53H39ZM49 52V51H48ZM47 52V53H48ZM83 52V51H82ZM101 52V51H100ZM118 52V51H117ZM122 52V51H121ZM173 52V51H172ZM176 52V51H175ZM188 52V51H187ZM187 52H185V53H187ZM234 52V53H233ZM245 52V51H244ZM250 52H248V53H250ZM258 52V51H257ZM263 52V51H262ZM13 54H14V52H12ZM118 53H120V52H118ZM128 53V52H127ZM165 53H166V51H165ZM182 53V52H181ZM184 53V52H183ZM254 53V52H253ZM6 54H7V52H6ZM20 54H21V52H20ZM19 54V56L18 57H24L25 56V53L23 52V54H21L20 55ZM101 54V53H100ZM117 54V53H116ZM124 54V53H123ZM130 54V53H129ZM159 54H157V55H159ZM255 54V53H254ZM254 54H252V55H254ZM261 54V52L258 54V56ZM16 55V54H15ZM30 55V54H29ZM64 55V54H63ZM118 55V54H117ZM124 55H126V54H124ZM134 55V54H133ZM138 55V54H137ZM145 55V53L143 54V56ZM186 55V54H185ZM230 55V56H229ZM232 55V56H233ZM250 55V54H249ZM252 55H250V57L252 56ZM262 55V54H261ZM4 56V55H3ZM7 56H9V55H7ZM10 56H11V54H10ZM16 56V57H17ZM112 56V55H111ZM119 56V55H118ZM121 56V55H120ZM132 56V55H131ZM140 56H141V58H142V55L140 54ZM149 56V55H148ZM199 56V55H198ZM245 55H243V57H244ZM31 57H33V56H31ZM42 57V56H41ZM50 57H51V55H50ZM49 57V58H50ZM80 57V56H79ZM104 57V56H103ZM125 57V56H124ZM128 57V56H127ZM138 57V56H137ZM149 57H151V56H149ZM194 57V56H193ZM237 57V56H236ZM240 57H241V55H240ZM242 57V58H243ZM248 57V56H247ZM253 57V56H252ZM256 55H255V58H253L254 60L256 59ZM261 57V56H260ZM262 57H264L263 55H262ZM5 58V57H4ZM10 58V57H9ZM14 58V57H13ZM82 58V57H81ZM92 58V57H91ZM95 58V57H94ZM93 58V59H94ZM139 58V57H138ZM153 58V57H152ZM169 58V57H168ZM198 58H200V57H198ZM245 58V57H244ZM259 58V57H258ZM257 58V59H258ZM16 59V58H15ZM33 59V58H32ZM84 59V58H83ZM90 59V58H89ZM88 59V60H89ZM97 59V58H96ZM100 59V58H99ZM99 59H98V61H99ZM113 59V58H112ZM120 59V58H119ZM202 59H200V60H202ZM210 59H207V60H210ZM251 59V58H250ZM253 59H252V61H253ZM260 59V58H259ZM264 59V58H263ZM1 60H3V59H0V61ZM8 60V59H7ZM6 60V61H7ZM11 60H12V58H11ZM10 60V61H11ZM43 60V59H42ZM91 60V59H90ZM103 60V59H102ZM106 60V59H105ZM110 60V59H109ZM114 60H115V58H114ZM113 60V61H114ZM197 60H199V59H197ZM219 61L218 63H217V61ZM245 60H247V58L245 59ZM244 60V61H245ZM4 61V60H3ZM24 61H25V59H16V60H14L13 59V62L16 64V68L17 67H19V68H17L16 70H12V72L14 73H12L13 75H11V74H8V72L9 71H5V72H7L6 74H8V80H7V86L9 87V89H11L10 87H12V86H17V88L18 89H20L19 91L21 92L20 94H24V95H30L31 96V94L33 93V92H35V90H33L34 89V87L37 85L36 83H37V80H40V79H42V80H40L41 82H43V80H45V79H47V80H50V79H52L53 77H57V79L58 78H62L61 76L63 75V74H67V73H63V67L62 66H60L59 64H57V66L56 67H54V65H48V64H42V65H37L36 67H34L36 64H37V62H36V64H33L34 66H33V68H30V70H29V68H27V70H29V71H27L26 72V70L23 68V69H21V63L22 64H24ZM37 61V60H36ZM39 61V60H38ZM79 61V60H78ZM77 61V62H78ZM92 61V60H91ZM123 61V60H122ZM157 61V60H156ZM187 61H189V60H186V62ZM203 61V60H202ZM227 61V62H228ZM248 61V60H247ZM251 61V62H252ZM259 61V60H258ZM2 62V61H1ZM0 62V63H1ZM26 62V61H25ZM30 62V61H29ZM41 62V61H40ZM44 62V61H43ZM47 62V61H46ZM70 62V61H69ZM72 62V61H71ZM90 62V61H89ZM89 62H88V64H89ZM96 62V61H95ZM116 62V61H115ZM151 62V61H150ZM183 62H185V60L183 61ZM182 62V63H183ZM190 62V61H189ZM193 62H195V61H193ZM231 62V61H230ZM248 62H250V60L248 61ZM248 62H247V64H248ZM3 63V62H2ZM33 63V62H32ZM42 63V62H41ZM51 63H53V64H55L54 62H51ZM61 63V62H60ZM65 63V62H64ZM85 63H86V61H85ZM100 63V62H99ZM142 63V62H141ZM204 63H206V65L204 64ZM203 64H204V67L206 66L207 67V69H208V66L209 65H207V63L208 64H210L209 62H207L206 60H205V62H204ZM226 63V62H225ZM235 63V62H234ZM233 62L229 65L230 67H233V69H237V70H239L238 68H243L244 67V65L246 66L247 64H244V62L242 61V62H239V63H241V64H244L243 65V67H241V64L239 65L238 63H237V65H233L234 64ZM258 63V62H257ZM256 63V64H257ZM63 64V63H62ZM75 64V63H74ZM81 64V63H80ZM84 64V63H83ZM95 64V63H94ZM109 64V63H108ZM129 64V63H128ZM155 64V63H154ZM181 64V63H180ZM184 64V63H183ZM187 64V66H188V64L190 65V64H192V63H186ZM194 64V63H193ZM202 63L200 62V65H201ZM211 64H213V63H211ZM215 64V63H214ZM215 64V65H216ZM221 64V63H220ZM222 64H223V62H222ZM226 64H228V63H226ZM255 64V63H254ZM263 64H264V62H263ZM7 65V64H6ZM86 65V64H85ZM101 65V64H100ZM105 65H106V63H105ZM116 64L114 63V66H115ZM132 65V64H131ZM130 65V66H131ZM169 65V64H168ZM198 65H199V62H198ZM260 65V64H259ZM67 66V65H66ZM74 65H72V67H73ZM82 66H84V65H82ZM99 66V65H98ZM109 66V68H110V66H112V65H108ZM179 66V65H178ZM192 66V65H191ZM196 66V65H195ZM212 66V65H211ZM211 66H210V68H211ZM255 66V65H254ZM262 66V65H261ZM8 67V66H7ZM24 67H25V65H24ZM87 67V66H86ZM89 67V66H88ZM91 67V66H90ZM93 67V66H92ZM97 67V66H96ZM95 67V68H96ZM100 67V66H99ZM113 67V66H112ZM116 67V66H115ZM168 67V66H167ZM180 67V66H179ZM197 67V66H196ZM215 67V66H214ZM218 67H220L221 68V66H218ZM229 67V68H230ZM235 67V68H234ZM26 68V67H25ZM77 68L79 69V67L77 66ZM98 68V67H97ZM102 68V67H101ZM100 68V69H101ZM166 67H160V66H158V69H157V72H155L156 73V76H158L160 79L162 78V81H163V78H165L166 77V69H165ZM170 68H173V67H171L170 66ZM176 68V67H175ZM228 68V66L226 67V69ZM245 68V67H244ZM246 68H247V66H246ZM246 68H245V70H246ZM71 69V68H70ZM86 69V68H85ZM84 69V70H85ZM94 69V68H93ZM99 69V70H100ZM103 69L105 70V68L103 67ZM112 69V68H111ZM174 69V68H173ZM172 69V70H173ZM192 69H194V68H192ZM225 69V68H224ZM248 69V68H247ZM261 69V68H260ZM0 70H2V69H0ZM11 70H10V72H11ZM75 69H73V71H74ZM83 70V69H82ZM106 70H108V69H106ZM113 70V69H112ZM169 70H171V69H169ZM189 70H191V68L189 69ZM196 70V69H195ZM237 70H232L231 68H230V71H234V72H236ZM241 70V69H240ZM259 70V69H258ZM65 71V70H64ZM77 71V70H76ZM75 71V72H76ZM81 71V70H80ZM168 71V70H167ZM175 71V70H174ZM194 71V70H193ZM222 71V70H221ZM224 71V70H223ZM256 71V70H255ZM5 72H2V73H4L5 74ZM72 72V71H71ZM87 72V71H86ZM94 72V71H93ZM99 73V72H101V71H98V69L96 70V72L95 73ZM170 72V71H169ZM191 72V71H190ZM216 72H217V70H216ZM216 72H213V76L215 75V76H217L216 74H214V73H216ZM233 72V73H234ZM257 72V74L256 75H258V77L261 75V77L263 76L264 77V67H262V69L261 70H259V71H256ZM74 73V72H73ZM80 73H82V72H80ZM79 73V74H80ZM88 73V72H87ZM106 73V72H105ZM119 73V72H118ZM142 73V72H141ZM171 73V72H170ZM169 73V74H170ZM185 73V72H184ZM184 73L182 74L183 76H184ZM193 73V72H192ZM191 73V74H192ZM223 73H225V72H223ZM242 73H243V71H242ZM4 74H2V75H4ZM6 74H5V76H6ZM72 74V73H71ZM70 74V75H71ZM100 74V73H99ZM104 74V73H103ZM111 74V73H110ZM168 74V75H169ZM231 74V73H230ZM229 74V75H230ZM237 74V73H236ZM241 73H239V75H240ZM11 75V76H10ZM65 75H63V77L65 78ZM87 75V74H86ZM115 75V74H114ZM135 75V74H134ZM151 75H152V73H151ZM174 75V74H173ZM193 75H195V72L193 73ZM199 75H201V74H199ZM202 75H205L204 73L202 74ZM201 75V76H202ZM207 75V74H206ZM219 75V74H218ZM245 74H243V76H244ZM253 75V74H252ZM66 76H68V75H66ZM73 77H75L74 75H72ZM90 76V75H89ZM171 76V75H170ZM186 76H189L188 74L186 75ZM208 76V75H207ZM236 76V75H235ZM238 76V75H237ZM241 76V75H240ZM243 76H241V77H243ZM4 77V76H3ZM70 77V76H69ZM76 77H78V76H76ZM82 77V76H81ZM109 77V76H108ZM181 75H179V76H177L176 78H174L175 80L176 79H178V80H180L181 79ZM194 77V76H193ZM197 77V76H196ZM199 77V76H198ZM222 77V76H221ZM231 77V76H230ZM245 77V76H244ZM250 77V76H249ZM258 78V79H262V78ZM49 78V79H48ZM68 78V77H67ZM67 78H65V81H66V79ZM72 78V77H71ZM101 78V77H100ZM149 78V77H148ZM154 78V77H153ZM158 78V79H159ZM218 78V77H217ZM235 78V77H234ZM246 78V77H245ZM254 78H256L255 76H254ZM253 78V79H254ZM70 79V78H69ZM95 79V78H94ZM146 79V78H145ZM166 79V78H165ZM167 79H168V77H167ZM172 79H173V77H172ZM183 79H185V77H183ZM182 79V80H183ZM204 79V78H203ZM231 79H233V78H231ZM242 79V78H241ZM246 79H248V77L246 78ZM251 79V78H250ZM257 79V78H256ZM257 79V80H258ZM47 80H46V83H47ZM54 80V82L56 83L57 81H55V78L53 79ZM59 80V79H58ZM60 80H62V79H60ZM85 80V79H84ZM151 79H149V82H151L150 81ZM185 80H187V79H185ZM191 80V79H190ZM189 80V81H190ZM249 80V79H248ZM247 80V81H248ZM252 80V79H251ZM250 80V81H251ZM40 81H38V83L40 82ZM65 81H64V83H65ZM75 81H76V79H75ZM74 80H73V82H75ZM156 83H157V81L156 80H154ZM153 81V82H154ZM159 81V80H158ZM220 81V80H219ZM227 81H229V80H225V82H227ZM237 81V80H236ZM239 81V80H238ZM243 81V80H242ZM246 81V82H247ZM250 81H249V84H253V83H250ZM45 82V81H44ZM49 82V81H48ZM53 82V81H52ZM59 82V81H58ZM57 82V83H58ZM68 82V81H67ZM71 82V81H70ZM152 82V83H153ZM170 82V81H169ZM175 82V81H174ZM180 82V81H179ZM186 82V81H185ZM262 82H264L263 81V79H262V81H261V83ZM3 83V82H2ZM46 83H44V84H46ZM51 83V82H50ZM77 83V82H76ZM85 83V82H84ZM87 83V82H86ZM80 84V85H78V87H77V90L80 92V93H83L84 95H85V97H87V98H92V97H94V98H96L95 96H97V95H103L104 93L102 92V93H98V94H94V93H90L89 91L90 90H94L95 88H98V87H103V85H99L98 83H97V85H92V86H90V84ZM101 83V82H100ZM183 83V82H182ZM188 83H190V82H188ZM238 83V82H237ZM243 85H244V90H245V88H247V87H245V81H243ZM248 83V82H247ZM59 84V83H58ZM57 84V85H58ZM94 84V83H93ZM142 84V83H141ZM140 83L138 84V86H136L135 85V87L134 88H137V89H134L132 86V90H133V93H137L138 94V97H140V99H137V101L138 100H141L142 101V98L145 100H147V96H145V94L142 92L143 90H141V85ZM147 84V83H146ZM150 84V83H149ZM170 84V83H169ZM172 84V83H171ZM223 84H224V81H223ZM226 84V83H225ZM228 84V83H227ZM235 85H236V87H238V86H241L242 85V83L240 82V84L239 85H237L236 83H234ZM234 84H233V86H234ZM248 84V85H249ZM255 85H257V82H255L254 83ZM264 84V83H263ZM57 85L56 84H54V85H52V89H54L53 87H57ZM60 85V84H59ZM145 85V84H144ZM174 85V84H173ZM180 85V84H179ZM205 85V84H204ZM228 85H231L230 87H232V83L231 84H228ZM247 85V84H246ZM5 86V85H4ZM34 86V87H33ZM38 86V85H37ZM36 86V88H38ZM45 85H43L42 86V84H41V86H40V88L42 87V89H41V91H43V87H44ZM47 86H49V85H47ZM46 86V87H47ZM143 86V85H142ZM146 86V85H145ZM147 86H149V85H147ZM207 86V85H206ZM261 86H262V84H261ZM264 86V85H263ZM262 86V87H263ZM55 87V88H56ZM223 87H225V86H223ZM235 87V86H234ZM253 87V86H252ZM255 87V86H254ZM257 87V86H256ZM261 87V88H262ZM51 88V87H50ZM160 88V87H159ZM163 88V87H162ZM190 88V87H189ZM192 88V87H191ZM190 88V89H191ZM197 88V87H196ZM250 88V87H249ZM264 88V87H263ZM5 89V88H4ZM17 89V90H18ZM47 89H49L48 87H47ZM51 89V90H52ZM154 89V88H153ZM223 89V88H222ZM232 89H233V87H232ZM235 89V88H234ZM242 88H240V90H241ZM256 89V88H255ZM254 88H250V89H248L249 90V92H250V96H251V93H253L252 94V101H257L256 99H260L262 96H264V95H260L259 96V94H260V90H258V92H259V94H258V96L256 95V94H254V93H258V92H256V90L258 89H256L255 90ZM12 90V89H11ZM45 90V89H44ZM128 90V89H127ZM210 90H213L212 88L210 89ZM239 90V91H240ZM243 90V93H245V91ZM247 90V89H246ZM2 91V88L0 89V100L2 101V104H3V100L5 99V94L4 93H2L1 92ZM18 91V92H19ZM47 91H49L50 92V89L49 90H47ZM71 91V90H70ZM159 91H161V90H159ZM209 91V90H208ZM233 91V90H232ZM235 91V90H234ZM45 92V91H44ZM118 92V91H117ZM165 92V91H164ZM215 92V91H214ZM247 92V91H246ZM14 93V92H13ZM12 93V94H13ZM35 93H37V92H35ZM46 93V92H45ZM166 93V92H165ZM164 93V94H165ZM174 93V92H173ZM208 93V92H207ZM212 93V92H211ZM218 93H220V92H218ZM218 93H216L217 94V96H219L218 95ZM262 93V92H261ZM19 94V93H18ZM125 94V93H124ZM215 94V93H214ZM247 94V93H246ZM245 94V95H246ZM249 94V93H248ZM247 94V95H248ZM14 95V94H13ZM36 95V97L38 96L37 94H35ZM106 95V94H105ZM131 95H133L132 93H131ZM236 95V94H235ZM242 95V94H241ZM253 95L254 96H257L256 97V99L254 100V98L255 97H253ZM30 96H28V97H30ZM135 96V95H134ZM172 96V95H171ZM221 96H223V95H221ZM237 96V95H236ZM243 96H244V94H243ZM250 96H247V98L248 97H250ZM19 97H21V96H19ZM32 97L33 98H35V96H33L32 95ZM39 97V96H38ZM52 97V96H51ZM136 97V96H135ZM142 97V98H141ZM167 97V96H166ZM220 97V96H219ZM259 97V98H258ZM8 98H9V95H8ZM22 98V97H21ZM27 98V97H26ZM44 98V97H43ZM48 98V97H47ZM93 98V99H94ZM137 98V97H136ZM183 98V97H182ZM185 98V97H184ZM199 98V97H198ZM209 98V97H208ZM224 98V97H223ZM231 98V97H230ZM242 98V97H241ZM19 99V98H18ZM58 99V98H57ZM68 99H70L71 100V98H68ZM68 99H66V100H68ZM73 99V98H72ZM120 99V98H119ZM123 99V98H122ZM121 99V100H122ZM150 99V98H149ZM187 99V98H186ZM186 99H179L178 101H175V102H171L172 100H170V102L168 101V103L166 104V106L168 107L167 108V110L169 111L168 113L170 114H172L173 112H174V114H175V112H178V114L179 113H184L185 114V112L187 111L188 112V114H191L190 116H188L189 118H191L192 120H193V122H192V120H191V122H192V126L191 127H189V126H187L188 125V123H191V122H188V123H186V126L187 127H189L188 129H191L190 130V135L193 137V138H196V139H198V140H202V141H205V143L206 142H211V141H214L213 139H214V136H215V131L216 130H218V133L220 132V135L222 136V140L220 141V142H224L225 144L220 148V150H219V155H222V156H225V157H227V156H229V153L228 152H230L231 153V155H233V156H238L239 154H240V152H241V146L243 145V144H248V145H250L251 147V149L252 150H257V149H261V148H264L263 146V144L261 143L262 142V140H264V123H262L264 120H262V124H258V122L257 121H259L260 119L257 117L256 119H259V120H256V122H257V126L259 125V129L262 131V134H260L261 136H258L256 133H255V129L254 128H250V127H248V123H249V121L250 120H248V122L247 121H245V116L247 117V115H249V118L250 117H252V118H250L251 120L252 119H254V117L252 116V112L250 113V111H249V113L247 114V115H243L244 116V119L240 122L238 119V123H236L237 121H236V118H235V121L233 122L232 120H234V117L232 118L230 115V120L229 121H226L225 123V125H223V123H221L222 125H219V127L217 126V122L215 123L216 125H213V123L214 122H211L212 124H209L210 122H209V120H207L206 122L204 121V120H200L199 118H196V113H198L197 112V108L195 109L194 107H192V106H194L193 104L192 105H190L191 103H190V101H189V99H187L188 101H189V105L187 106L188 107V109L186 108V106L184 105V103H185V101H186ZM227 99H228V97H227ZM262 99V98H261ZM78 100V99H77ZM81 100V99H80ZM87 100V99H86ZM92 100V99H91ZM90 100V101H91ZM121 100H119V101H121ZM128 100V99H127ZM144 100L142 101L143 103H144ZM145 100V101H146ZM200 100H202L203 101V99H200ZM34 101H36V100H34ZM62 101H64V100H62ZM75 101V100H74ZM94 101V100H93ZM115 101H118V100H115ZM125 101V100H124ZM136 101V100H135ZM135 101H133V102H135ZM148 102H149V104H150V101L149 100H147ZM147 101H146V104H147ZM213 101V100H212ZM224 101V100H223ZM229 101H231L230 99H229ZM228 101V103H232V102H237V101H231V102H229ZM249 101H250V98H249ZM65 102V101H64ZM98 102V101H97ZM100 102V101H99ZM140 102V101H139ZM138 102V103H139ZM152 102V101H151ZM201 102V101H200ZM206 102V101H205ZM213 102H216V101H213ZM218 102V101H217ZM216 102V103H217ZM221 102V101H220ZM219 102V103H220ZM258 102V101H257ZM1 103V102H0ZM49 103V102H48ZM73 103V102H72ZM118 103V102H117ZM120 103V102H119ZM127 103V102H126ZM141 103V102H140ZM139 103V104H140ZM208 103V102H207ZM253 103V102H252ZM256 103V102H255ZM258 103H260V102H258ZM262 103H264V101L262 100ZM261 103V104H262ZM1 104V105H2ZM13 104V103H12ZM75 105H76V102L74 103ZM73 104V105H74ZM81 105H82V103H80ZM133 104V103H132ZM131 104V105H132ZM136 104V103H135ZM142 104V103H141ZM140 104V105H141ZM148 104V105H149ZM165 104V103H164ZM203 104H205V103H203ZM218 104V103H217ZM227 104V103H226ZM236 104V103H235ZM261 104H260V106H261ZM61 105H63V104H61ZM69 105V104H68ZM73 105H71V106H73ZM78 105V104H77ZM122 105V104H121ZM131 105H128L129 107H131ZM140 105H134V106H136V107H138V106H140ZM148 105H145V106H147L148 107ZM160 105V104H159ZM208 105H209V103H208ZM212 105V104H211ZM223 105V104H222ZM56 106H58V102H57V105ZM80 106V105H79ZM119 106V105H118ZM125 106L127 107V105L125 104ZM145 106L142 108V109H144V111H145ZM151 106V105H150ZM244 106V105H243ZM263 106H264V104H263ZM263 106H261L260 108H263V110H264V107ZM69 107H70V105H69ZM120 107V106H119ZM122 107V106H121ZM141 107H142V105L140 106V108L138 107V109L139 110H142L141 109ZM213 107V106H212ZM218 107H220L221 108V106L219 105ZM229 107H231V106H229ZM253 107V106H252ZM1 108V107H0ZM24 108H25V105H24ZM31 108V107H30ZM68 108V107H67ZM132 108V107H131ZM131 108H129V109H131ZM165 108V107H164ZM238 107H236V109H237ZM242 108V107H241ZM247 108V107H246ZM257 108V107H256ZM75 109H78V108H75ZM134 109V108H133ZM136 109V108H135ZM134 109V110H135ZM148 109V108H147ZM56 110V109H55ZM60 110H61V108H60ZM137 110V109H136ZM149 110V109H148ZM147 110V111H148ZM184 110H186V111H184ZM219 110V109H218ZM221 110V109H220ZM229 110H231L232 111V108L231 109H229ZM257 110V109H256ZM65 111V110H64ZM128 111V110H127ZM133 111V110H132ZM146 111V112H147ZM212 111V110H211ZM235 111V110H234ZM238 111V110H237ZM261 111V110H260ZM71 112V111H70ZM82 112V113H81ZM87 112V111H86ZM85 111L83 112L82 110L81 111H79L77 114H70L69 113V115H68V113L66 114L67 115V117L69 116L70 118H79L80 116L81 117H87L88 116V114L86 113ZM135 112V111H134ZM138 112V111H137ZM142 112V111H141ZM160 112H162V111H160ZM217 112H219V111H217ZM229 112V111H228ZM227 112V113H228ZM248 112V111H247ZM256 112V111H255ZM254 112V113H255ZM258 112V111H257ZM257 112H256V114H257ZM143 113H145V112H143ZM163 113H165V112H163ZM200 113V112H199ZM213 113V112H212ZM226 113V114H227ZM243 113V112H242ZM241 113V114H242ZM253 113V115H255ZM178 114H176V115H178ZM183 114V115H184ZM229 114V113H228ZM240 113L239 114H236L237 116H239V115H241ZM259 114V113H258ZM261 114V113H260ZM10 115V114H9ZM127 115V114H126ZM131 115V114H130ZM134 115V114H133ZM132 115V116H133ZM137 115V114H136ZM162 115V114H161ZM187 115V114H186ZM186 115L185 116H183V117H186ZM198 115V114H197ZM251 115V116H250ZM132 116H131V118H132ZM139 116V115H138ZM144 116V115H143ZM165 116H166V114H165ZM168 116V115H167ZM166 116V117H167ZM180 116V115H179ZM192 116V117H191ZM233 116V115H232ZM236 116V117H237ZM256 116H258V115H256ZM30 117V116H29ZM28 117V118H29ZM125 117V116H124ZM141 117H142V115H141ZM140 117V118H141ZM147 117H149V116H147ZM181 117H182V115H181ZM201 117V116H200ZM205 117V116H204ZM212 117V116H211ZM221 117V116H220ZM223 117H224V114H223ZM225 117H227V115L225 116ZM224 117V118H225ZM260 118L262 117V116H259ZM264 117V116H263ZM262 117V118H263ZM32 118V117H31ZM144 118V117H143ZM153 118V117H152ZM156 118V117H155ZM159 118V117H158ZM161 118V117H160ZM163 118V117H162ZM169 118V117H168ZM168 118H166V119H168ZM173 118V117H172ZM188 118V119H189ZM208 118H209V116H208ZM215 118V117H214ZM222 118V122H223V120H225V119H229V118ZM231 118H232V120H231ZM239 118H240V116H239ZM243 118V117H242ZM248 118V119H249ZM132 119H134V118H132ZM180 119V118H179ZM186 119V118H185ZM203 119V118H202ZM221 119V118H220ZM264 119V118H263ZM142 120H144V119H142ZM147 120H149V119H147ZM153 120H155V119H150L149 121H150V123H152V122H154ZM158 120V119H157ZM169 120H171V119H169ZM168 120V121H169ZM176 120H177V118H176ZM205 120H206V118H205ZM255 120V119H254ZM152 121V122H151ZM181 121V120H180ZM220 121V120H219ZM165 122H167V121H165ZM174 122H176V121H174ZM183 123H184V121H182ZM221 122V121H220ZM240 122V123H239ZM251 122V121H250ZM254 121L252 120V123H253ZM255 122V123H256ZM148 123V122H147ZM163 123V122H162ZM182 123V124H183ZM254 123V126L256 127V124ZM259 123H260V121H259ZM172 124V123H171ZM178 123H176V124H174V125H177ZM220 124V123H219ZM251 124V123H250ZM136 125V127H138V128H140V129H142L143 127H142V125H137V124H135ZM163 125H164V123H163ZM184 125V124H183ZM182 125V126H183ZM211 125H213V126H211ZM179 126H181V124H179ZM181 126V127H182ZM186 126L184 125L183 126V130L181 129V131L183 132V131H185V129H186ZM253 126V127H254ZM145 127V126H144ZM169 127V126H168ZM213 127H215L216 128V130L213 128ZM170 128V127H169ZM174 128H176V127H174ZM218 128V129H217ZM73 129H75V128H73ZM73 129H71V131L73 130ZM117 129V128H116ZM179 129V130H180ZM214 129V130H213ZM258 128H257V130H259ZM76 130V129H75ZM259 130V131H260ZM181 131H179V132H181ZM181 132V133H182ZM186 132V131H185ZM71 133V136L73 135L72 134V132H70ZM218 133H216V134H218ZM16 134V133H15ZM76 134V133H75ZM170 134V133H169ZM78 135V134H77ZM166 135V134H165ZM173 135H175V134H173ZM189 135V134H188ZM123 136V135H122ZM163 136V135H162ZM170 136V135H169ZM74 137V136H73ZM72 137V138H73ZM76 137V136H75ZM110 137H112V136H110ZM125 137V136H124ZM221 138V137H220ZM108 140V139H107ZM120 142V141H119ZM118 142V143H119ZM122 142V141H121ZM120 142V143H121ZM118 143H116V144H114V145H117ZM124 142H122V144H123ZM128 143V142H127ZM118 146V145H117ZM116 146V147H117ZM73 147V146H72ZM92 146L90 145V147L89 146H87L85 143H83V144H77V146H76V148H77V150H78V152H73V155H77L79 158H84V152L87 150V149H90ZM238 148H240V149H238ZM69 149H71V148H69ZM73 150H74V148H72ZM71 149V151L70 150H63V151H58V152H50L51 154H53V155H59V156H63V157H65L66 155H69L70 153H72V150ZM151 149H154V148H151ZM151 149H141L140 150V153L139 154H136V155H129V156H126V160H122V156L121 155H119V154H117V155H112V156H109V159L113 162V163H119V164H126L128 161H129V159L130 158H137V159H139V160H144V158L147 156V154H148V152H146V151H151ZM238 149V150H237ZM37 150H40V149H35V150H31V152H36ZM125 150V149H124ZM211 149L209 148V151H210ZM41 152H43L42 150H40ZM132 151V150H131ZM212 151H214V150H212ZM210 152V153H213V152ZM262 150H260V152H261ZM218 152V151H217ZM71 155V154H70ZM72 155V156H73ZM15 156V155H14ZM228 158V157H227ZM182 159H184V158H182ZM182 159H180L181 161H182ZM230 159V158H229ZM233 159V158H232ZM172 161H175V160H170V159H167V160H164V161H161L160 163H162V164H164V163H170V162H172ZM184 161H185V159H184ZM238 161V160H237ZM148 162H150V163H157L158 161H154V160H152V159H150ZM178 163V162H177ZM234 163H236V162H234ZM128 164V163H127ZM182 164H183V161H182ZM186 165V166H185ZM129 166L130 167H144V166H142V165H140V164H129ZM189 166V165H188ZM208 166V165H207ZM211 166V165H210ZM215 166V165H214ZM39 168V167H41L40 165H36V164H34V163H30V162H27L26 160H23V162H18V163H16V164H13V165H6V166H4L3 168H5V170H3V168L1 167L0 168V180L1 181H3V182H7L8 184H10L13 188H15V189H18V190H21V191H23V190H26V189H29L25 184H28L29 183V181L26 179L28 176L27 175H25V174H18L17 176H8L7 174L9 173V172H13V171H17V170H21L22 168H24V169H26L28 172H30L31 174H34L35 172L32 170L33 168ZM123 167V166H122ZM130 167H128V168H130ZM184 167H187V164H185V162H184ZM204 166H202V168H203ZM209 167V166H208ZM216 167H218V166H216ZM211 168V167H210ZM147 169H151L150 167L149 168H147ZM225 169V168H224ZM209 171H211L212 170V168L211 169H208ZM214 171H216L217 173H218V176L219 177H221L222 178V180L228 185L229 184V182L227 181V180H229L230 178H235V180H236V182L235 183H237L238 185H240V183L241 184H246V183H248V181L245 179V177L243 176V175H245L246 173H248V174H250V170H242V169H238V170H236L235 172L233 171V174H227L226 173V171H225V173L221 170V169H213ZM231 170V169H230ZM255 171H256V175L257 176H263L264 175V169L263 168H261V169H255ZM119 172H122V169L120 168V167H114V169L112 170V172L111 173H109L108 172V174H112V175H115V174H117V173H119ZM134 172H139V170H134ZM215 172V173H216ZM84 173H86V174H93V172L91 171V169H90V165L89 164H87V166H86V171L84 172ZM145 174H149V175H151V174H154V175H159V172H144ZM76 174H78V175H80L81 174V172H76ZM243 174V175H242ZM71 175V174H70ZM97 176V175H96ZM174 178H175V180H184V178H182L181 176H174ZM186 180V179H185ZM221 180V181H222ZM76 182L77 183H79V184H81V185H83V183H82V181H80V180H76ZM147 182H149V183H151V184H153V185H156V186H158V185H160L158 182H155V181H151V180H148ZM171 182H175V181H171ZM204 183H206V181H203ZM127 183H129V184H127ZM210 183V185H211V187H213V188H216L217 187V184L215 183V181L214 182H209ZM144 182L143 181H141V180H130V181H122L121 183H120V185L118 186H114L113 185V187L111 188V189H109L110 190V194H109V197H108V200L110 201V202H112L113 204H115V205H117V204H120V205H123L126 209H128V208H130L131 209V211H130V209L128 210V211H130L129 212V215L131 214V217H133V219L135 220L136 219V221H138L137 223L139 224V223H141V220H142V224L143 225H145V226H150V227H152V228H154L155 230H159V232L161 231V232H166L165 231V226L162 224V222H158V221H160L161 220V218H157L158 219V221L156 220L155 221V216H158V215H160V214H156V213H158V212H155V211H153L152 209H153V207H151V205L150 206H148L147 205V208H145L146 206L144 205V200L143 199H141V198H139L138 197V195H137V193H140V194H143V195H146L147 197H149V198H153V201H156L157 199H159V197L157 196V195H155L153 192H151V191H148V190H143V188H144ZM240 186H242V185H240ZM186 188H190L189 186H186ZM103 189V188H102ZM203 194H202V196H206V195H217V197H218V199L219 200H221L222 201V203H220V202H217V201H203L202 202V204H201V206H205L206 208L208 207V208H211V210H216V209H214V208H222V209H224V212L226 211V210H228V212L229 213H231V214H233L234 216V218H236V219H234L233 217H232V219H231V217L230 218H224V217H222V214H221V216H219L220 218H224L226 221V223L225 224H227V225H230L231 226V228H230V230H231V232L232 231H235L234 229H236V225H241V226H245V225H247V223H248V221L250 220V218L249 219H245V217H243L244 219V221H239V219L237 218L239 215H241L242 214V212L241 211H243V210H241V211H238L237 209L236 210H234V209H227L228 207H233L234 208V206H239L240 205V203L242 202H245V203H247L246 201H243V200H239V201H235L234 200V196H237V195H234V196H231V195H229V194H227V193H222V192H216V193H209L208 192V190H205V189H203ZM220 191V190H219ZM127 193V194H126ZM239 194V193H238ZM154 195V196H153ZM241 195V194H240ZM249 195V194H248ZM246 196V195H245ZM251 196V195H250ZM249 196V197H250ZM253 196V195H252ZM248 197V198H249ZM251 198V197H250ZM252 199H255V198H252ZM31 201V200H30ZM40 201L42 202V206L43 207H50V208H52L51 207V205L49 204V201H47L46 199H40ZM177 200H174V202H176ZM183 201V200H182ZM181 201V202H182ZM1 202H3V203H6V201L4 200V201H1ZM251 202H253V203H256L257 204V206H259V207H264V198L263 199H261V201H255V200H252ZM8 203V202H7ZM101 203V202H100ZM97 204V206L99 205V207L102 205L103 206V204ZM166 203V204H165ZM184 203V202H183ZM146 204V203H145ZM159 204H161L160 206L161 207H163L164 209H169L170 207H172V209L171 210H173V208L174 209H176V210H178L179 208H175V206H173V199H164V200H162V201H160L159 202ZM179 204V203H178ZM226 205H229L228 207L226 206ZM243 205V204H242ZM53 206V205H52ZM182 206V205H181ZM180 206V207H181ZM186 206V205H185ZM185 206H183V207H185ZM190 206V205H189ZM191 206H193V205H191ZM246 206V205H245ZM105 207V206H104ZM152 209H151V208ZM169 207V208H168ZM57 209V208H60V207H58V206H54L53 207V209ZM213 208V209H212ZM185 209H187L186 207H185ZM184 208L182 209L183 210V212H185V211H187V210H185ZM190 210H191V208H189ZM239 209V208H238ZM241 209V208H240ZM239 209V210H240ZM246 209V208H245ZM59 210H61V209H59ZM65 210V209H64ZM189 210V211H190ZM219 210V209H218ZM218 210L216 211V215L218 214L217 212H218ZM156 214V215H154V213ZM220 211H221V209H220ZM169 212V211H168ZM173 212V211H172ZM171 212V213H172ZM179 213L180 211L178 210V211H176V213ZM183 212L181 213L180 212V214L182 215L183 214ZM192 212V211H191ZM211 212V211H210ZM247 212V211H246ZM245 212V213H246ZM28 213H30V214H32L31 215V217L33 216V217H35V218H37L38 216H39V214H33L34 213V211L33 212H27L26 210H24V209H16V210H10V209H6V208H2V207H0V235H5V236H8L9 234H8V232L10 233V236H12V237H16V236H19V238L22 236H26V238H28V237H32V236H38L39 237V239H40V236L41 235H38V230H37V232H36V230H34L33 229V227L36 225H32V224H34L33 223V219H28V220H25V219H20V218H16L15 216L16 215H25V214H28ZM39 213V212H38ZM175 213V215L173 214H171L172 215V217L174 218L175 216H177V215H179L180 216V214H176ZM186 214H188L189 212L187 211V212H185ZM196 213V212H195ZM195 213H193L192 212V214L191 215H193V214H195ZM211 213H213V212H211ZM226 213H227V211H226ZM225 213V214H226ZM250 213V212H249ZM60 214H62V215H64V216H62V218L64 219V220H69V219H71V218H73V215L72 214H70V213H66V211H62L61 210V213ZM186 214L184 215L183 214V216H184V220H185V216H186ZM190 214V213H189ZM188 214V215H189ZM224 214V213H223ZM224 214V215H225ZM198 215H201V214H198ZM203 215V214H202ZM209 215V214H208ZM213 216H214V214H212ZM238 215V216H237ZM42 216V215H41ZM160 216H162V215H160ZM179 216H177L178 218H181V216L179 217ZM195 216H196V214H195ZM194 216V217H195ZM228 216V215H227ZM230 216V215H229ZM245 216V215H244ZM159 217V216H158ZM163 217V216H162ZM187 217V216H186ZM190 217V219L192 218L191 216H189ZM188 217V218H189ZM193 217V218H194ZM204 217V219L206 218L207 219V221H208V219H209V221L208 222H214L210 217L211 216H209V218H207V217H205V216H203ZM202 217V218H203ZM217 217V216H216ZM219 217H217L218 219H220ZM226 217V216H225ZM256 217V216H255ZM22 218H23V216H22ZM183 218V217H182ZM200 218V217H199ZM241 218V217H240ZM38 219H39V217H38ZM160 219V220H159ZM162 219H164V218H162ZM187 219V218H186ZM195 219H198L197 217H195ZM179 220V219H178ZM182 219H180V221H181ZM183 220V221H184ZM188 220V219H187ZM241 220V219H240ZM41 221V219L39 220V221H37V222H40ZM84 224L85 223H87V224H89L90 222V220L89 221H87V220H81ZM163 221V220H162ZM182 221V222H183ZM189 221V220H188ZM193 221L194 220H192V223H193ZM201 221V220H200ZM252 221V219L250 220V222ZM43 222V221H42ZM89 222V223H88ZM170 221H168V223H169ZM189 222H191V221H189ZM195 222H197V221H195ZM195 222L193 223V224H195ZM221 222V221H220ZM261 222V221H260ZM44 223V222H43ZM82 223V224H83ZM93 223V222H92ZM91 223V224H92ZM167 223V222H166ZM185 223H186V221L184 222V225H185ZM224 223V222H223ZM252 223V222H251ZM17 224H19L21 227H17L16 225ZM40 224H42L41 222H40ZM45 224V223H44ZM51 224V223H50ZM187 224V223H186ZM190 224V223H189ZM193 224L191 225V228H189V227H186L187 229H191L192 231H194V228H192V226H193ZM203 224V223H202ZM219 224V223H218ZM224 224V225H225ZM254 224H258V225H263V223H259L258 221H253V225ZM93 225V224H92ZM168 225V224H167ZM174 225V224H173ZM198 225V224H197ZM197 225L195 224V226H196V228H197ZM209 225V224H208ZM214 225V224H213ZM249 225V224H248ZM51 226V225H50ZM89 226V225H88ZM186 226V225H185ZM188 226V225H187ZM205 226V225H204ZM211 226V225H210ZM210 226H208V227H210ZM216 226V225H215ZM40 227H41V225H40ZM40 227H36V229L37 228H40ZM43 227V226H42ZM46 227H48V226H46ZM45 227V228H46ZM92 227V226H91ZM175 227H178V226H175ZM198 227H201L200 225L198 226ZM206 227H207V223H206ZM225 227H228V226H226L225 225ZM248 227V226H247ZM250 227H251V224H250ZM254 227H255V225H254ZM259 227V226H258ZM44 228V227H43ZM54 228V227H53ZM52 228V229H53ZM62 228H65V230L66 229H69V230H71V228H69V227H67V226H64V227H62ZM148 228V227H147ZM151 228V229H152ZM179 228V227H178ZM177 228V229H178ZM228 228V229H229ZM234 228V229H233ZM239 228V227H238ZM263 228H264V226H263ZM47 229V228H46ZM45 229V230H46ZM52 229L51 228H48V230H46L47 232H46V234L44 235V236H42V237H46L45 239H47V238H49L50 239V242H51V238L50 237H52V239H58V238H54L53 237V235L51 234V231H52ZM150 229V228H149ZM153 229V230H154ZM167 229V228H166ZM171 229V228H170ZM173 229V228H172ZM209 229V228H208ZM211 229V228H210ZM209 229V230H210ZM218 229H219V227H218ZM246 229V228H245ZM252 229V228H251ZM176 230V229H175ZM170 231L169 233H168V235L170 236V237H172L173 235H174V233L176 234V231ZM179 230V229H178ZM197 230H200V229H197ZM197 230H195L196 232H197ZM203 229L201 228V230L200 231H202ZM205 230H207V229H205ZM212 231H213V229H211ZM220 230H221V228H220ZM223 230V229H222ZM226 230V229H225ZM40 232H42V230H41V228H40V230H39ZM44 231V230H43ZM168 231V230H167ZM190 231V230H189ZM53 232H54V230H53ZM79 232V231H78ZM82 232H85L84 234H86V232H87V234L89 235V237H90V239H86V238H82V239H80V241H82L81 243H79L80 244V246H82V247H84V248H86L87 247V249L88 250H93V247L95 248V247H101V244L103 245V244H107L110 248H111V250L112 251H114L113 253L115 254V256L116 257H118L117 259H118V261L120 260L121 262L122 261H127V262H133V261H135V259L137 258V257H140L141 259H142V261L141 262H145V263H148V264H162L163 263V261L165 260V256L161 253V251H163V250H167V251H169L168 253H170V252H174L175 253V255H177V256H179V260H181V261H178V260H176V259H173V258H170L169 257V259H168V261H170V262H174V263H176V264H181V262H184V264H204V262H200V261H198V259L197 260H195L194 259V257L196 256H199V257H209V256H216V259L214 260V262L213 263H215V264H222V262H223V260L221 259V257H222V255L220 254V253H218V248L219 247H217V250H213V254H211V253H207V251H209V248L211 247V245L212 244H210V247H206L205 245H203L202 244V236H204L201 232V236H199L201 239V241L202 242H200L201 244L199 245L200 247H198L197 245H192V244H182V242L180 243V241H176L177 239V237L179 236V238H180V235H178L176 238L175 237H173V238H175L174 239V241H172V242H165V245H164V247H161L158 243H155V242H152V243H149V241H147V238L146 239H144L143 237H139V236H137L136 234H134V236H132L131 235V237H126L125 235H122V234H106L107 236H111V237H113L114 239H116V241L115 242H112V241H108V240H105V241H102V243H99V244H94L93 242H92V240L94 241V239L93 238H96L97 239V241H98V239H99V241H100V237H99V233H97V232H94V231H85V230H82ZM178 232V231H177ZM181 233H183L182 231H180ZM214 232H216V231H213V233ZM219 232V231H218ZM227 232V231H226ZM235 232H238L237 230L235 231ZM247 232H249L248 230H247ZM252 232H254L253 230H252ZM251 232V233H252ZM55 233H58V232H56L55 231ZM119 233V232H118ZM167 233V232H166ZM186 233H187V231H186ZM189 233V232H188ZM205 233V232H204ZM207 233H210V234H212L211 232H207ZM165 234V233H164ZM185 234V233H184ZM195 234V233H194ZM193 234V235H194ZM244 234H245V236H246V232H244ZM257 234V233H256ZM263 234H264V229H263ZM58 235H59V233H58ZM130 235V234H129ZM167 235V237H169ZM186 235V234H185ZM216 235V234H215ZM218 235V234H217ZM226 235V234H225ZM249 235V234H248ZM247 235V236H248ZM259 235H260V233H259ZM4 236V237H5ZM93 236V237H92ZM194 236H198V235H194ZM194 236H192V237H194ZM207 236V235H206ZM212 236H214L213 234H212ZM243 236V235H242ZM250 236V235H249ZM253 236V235H252ZM21 237V238H22ZM34 237H32V238H34ZM41 237V238H42ZM184 237V236H183ZM205 237V236H204ZM223 237L224 238H222L221 237V235H220V237H216V238H219V239H216V240H218L217 241V243L218 244H220L221 242L223 243L224 241L223 240H226L225 239V236H224V234H223ZM234 238H235V236H233ZM251 237V236H250ZM249 237V238H250ZM7 238V237H6ZM10 237H8L7 239H9ZM25 237L23 238V239H21V240H24V239H26ZM59 238L61 239V236H59ZM63 238H65L64 236H63ZM187 238V237H186ZM207 238H208V236H207ZM209 238H211L210 236H209ZM254 238H257V237H255L254 236ZM35 239V238H34ZM33 239V240H34ZM49 239H47V240H49ZM67 239V238H66ZM69 239V238H68ZM95 239V240H96ZM160 240H162V238H159ZM169 239V238H168ZM167 239V240H168ZM170 239H172V238H170ZM195 239H197V238H195ZM229 239V238H228ZM251 239V238H250ZM249 239V240H250ZM2 240V239H1ZM0 240V259L2 260V262L0 261V264H4V262H6V263H9V264H14V263H12L13 262V258H15V256L14 255H16V254H24L25 253V250L24 249H20V247L22 246H17V245H11L12 244V242H11V244L9 245V244H7V242L5 243V242H3V241H1ZM11 240H12V238H11ZM13 240L15 241V239L13 238ZM17 240V239H16ZM27 240V239H26ZM62 241H63V239H61ZM69 240H71V239H69ZM102 240V239H101ZM173 240V239H172ZM185 240H187V239H184V241ZM199 240V241H200ZM207 240V239H206ZM212 240H213V238H212ZM211 239L209 240V241H212ZM238 240V239H237ZM246 240V239H245ZM260 240V239H259ZM263 240H264V237H263ZM40 241V240H39ZM43 241V240H42ZM57 241V240H56ZM65 241H68V240H65ZM65 241L64 242H62V243H65ZM98 241V242H99ZM188 241V240H187ZM196 241H198V240H196ZM198 241V242H199ZM208 241V242H209ZM241 241H242V239H241ZM250 241H252V240H250ZM36 242V241H35ZM44 242H46V241H44ZM59 242V241H58ZM54 243V241H52L51 243H50V245L51 246H53V250L55 249V250H59V249H56L55 247H59L60 249L62 248H64L65 249V245H64V247L63 246H61L59 243ZM164 242V241H163ZM191 243H192V241H190ZM213 242H215V241H213ZM212 242V243H213ZM233 242V241H232ZM249 242V241H248ZM254 242H256V241H254ZM259 242H261L262 244L260 245L259 244V251L261 252V253H264V243L262 242V241H258V243ZM14 244L15 243H17V242H13ZM41 243V241L39 242V244ZM70 243V242H69ZM69 243H68V245H69ZM119 243H121V244H119ZM174 243H175V247H176V243H177V245H179V249H181V250H177V249H175L174 248ZM203 243H205V242H203ZM222 243L219 245V246H221L220 247V249H222L223 251H224V249L225 250H229L230 252L233 250V251H235L236 252V250L237 249H240V247H238L237 249H235L234 247H232L227 241H226V244H224L223 243V245H222ZM250 243V242H249ZM20 244V243H19ZM53 244V245H52ZM55 244H58L59 246H57V245H55ZM119 244V245H118ZM194 244V243H193ZM251 244H253V243H251ZM30 245V244H29ZM38 245V244H37ZM43 245H46L45 243L43 244ZM163 245V244H162ZM216 245V244H215ZM254 245V244H253ZM25 245H23V247H24ZM46 246H48V245H46ZM61 246V247H60ZM67 246V245H66ZM72 246V245H71ZM78 247V248H80L81 249V247ZM247 246V245H246ZM257 246V245H256ZM255 246V247H256ZM10 247H12L15 251L13 252V253H7V252H3V249H7V248H10ZM45 247V246H44ZM180 247H182V248H180ZM67 248H71V247H67ZM66 248V249H67ZM97 248H95L96 250H97ZM123 248V249H122ZM178 248V247H177ZM65 249V250H66ZM72 249V248H71ZM83 249V248H82ZM95 249H94V251H95ZM101 249V248H100ZM199 249H204L205 251L204 252H202V251H200ZM216 249V248H215ZM252 249V248H251ZM257 249V248H256ZM256 249H255V251H256ZM188 250H190V251H192L193 253H194V256L193 255H190L189 253H186L185 255H183V254H181V252L183 253V252H187ZM221 250V251H222ZM250 250V249H249ZM254 250V249H253ZM28 251V250H27ZM41 251H46V249L44 250V248H43V250H41ZM99 251H103V250H99ZM210 251H212V250H210ZM220 251V252H221ZM222 251V252H223ZM239 251V250H238ZM258 251V250H257ZM47 252V251H46ZM50 252V251H49ZM54 252V251H53ZM66 252V251H65ZM64 252V253H65ZM93 252V251H92ZM96 252V251H95ZM191 252V253H192ZM225 252V251H224ZM244 252H246L247 253V250L246 251H244ZM253 252V251H252ZM52 253V252H51ZM55 253H56V251H55ZM88 253H90V251H88ZM192 253V254H193ZM228 253V252H227ZM233 254H235L234 252H232ZM240 253V252H239ZM53 254V253H52ZM96 253H94V255H95ZM100 254V253H99ZM107 254V253H106ZM247 254H249V253H247ZM56 255H59L58 253L56 254ZM101 255H103V254H101ZM168 255H170V254H168ZM243 255V254H242ZM251 255V254H250ZM255 255V254H254ZM253 255V256H254ZM10 257V258H8V257ZM74 256H76V255H74ZM86 256V255H85ZM104 256V255H103ZM106 256V255H105ZM255 256H257V255H255ZM261 256V255H260ZM7 257V258H6ZM45 256H41V257H39V258H44ZM58 257H61L62 258V256H58ZM77 258H80L79 257V254L76 256ZM145 257H148V258H145ZM173 257H174V255H173ZM235 257V256H234ZM238 257V256H237ZM213 258V257H212ZM224 258H225V256H224ZM223 258V259H224ZM70 259V258H69ZM178 259V258H177ZM209 259V258H208ZM226 259H228V258H226ZM16 260V259H15ZM207 260V259H206ZM206 260H204V261H206ZM231 260H232V258H231ZM237 260V259H236ZM260 260V259H259ZM264 260V259H263ZM38 261V260H37ZM40 261V260H39ZM45 261V260H44ZM69 261V260H68ZM86 261V263L89 261V263H91V261L90 260H84V259H79V262H82L83 264H84V262ZM99 261H101V260H99ZM261 261V260H260ZM41 262V261H40ZM45 262H47V260L45 261ZM52 262V261H51ZM48 263V264H58L57 262L56 263ZM104 262H105V260H104ZM160 262H162V263H160ZM251 262V261H250ZM29 263V262H28ZM72 263V262H71ZM85 263V264H86ZM96 263V262H95ZM101 263V262H100ZM103 263V262H102ZM206 263V262H205ZM224 263H226V261H224ZM223 263V264H224ZM261 263V262H260ZM41 264H43V263H41ZM47 264V263H46ZM117 264V263H116ZM143 264V263H142ZM209 264H211L210 262H209ZM243 264V263H242ZM244 264H246V263H244ZM258 264V263H257Z\"/></svg>",
	"mask_w": 264,
	"mask_h": 264
}]
</instances>
